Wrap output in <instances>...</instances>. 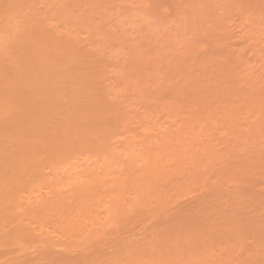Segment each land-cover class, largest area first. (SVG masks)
Returning <instances> with one entry per match:
<instances>
[{
  "label": "rangeland",
  "instance_id": "374dc122",
  "mask_svg": "<svg viewBox=\"0 0 264 264\" xmlns=\"http://www.w3.org/2000/svg\"><path fill=\"white\" fill-rule=\"evenodd\" d=\"M44 0H42V3H39V5H41L42 6V8H41V6H39L38 5V9H39V11L41 10L42 12H44V8H45V4L46 3H44L43 2ZM53 0H46V2L48 3L47 5H48V10L49 11H47V9L45 10V12L47 11V12H50V8H51V10L52 9H54V7H56V5H60V4H67L68 6H69V8H68V6H66V8L67 9H69V10H67V12L69 11L71 14H69L70 16H71V18L73 19V18H75V21H76V19H77V22H74L73 21V23H77V25H78V23L79 22H81V21H78V18H79V20H82V19H86L87 20V18H88V20L90 19V22L91 21H93V23L95 24V27H97V29L99 30H96V28H94L91 24H90V26H91V30L95 33H97V32H105L104 34H107L106 36L103 34V36H105V39L102 37V34H100L101 35V37L102 38H100V36L98 37L99 39H95L94 38V40H96V42H94V44L95 45H97L96 43L98 42V40H100V39H104L103 40V42H104V45L106 46L107 44H108V42H109V44H108V46H109V48H108V46H106L107 48L106 49H108V50H106V49H104V50H102V51H104L103 53L104 54H102V52L99 50L100 48L101 49H103V48H105V46H103V48L101 47L102 46V44H100V41H99V46L97 45V47L95 46L94 47V49L95 48H98V47H100V48H98L97 50H99L100 51V53L102 54V57H103V59H104V57H107L108 55H110L109 54V52H113V51H115L114 53H116L117 51L116 50H118V49H120L117 53H116V55L113 53V54H111V55H113L114 57H112V56H109L110 58H108V62H107V59L105 60V71L107 70V72L106 73H108V75H107V77H109L110 75L112 76V80L114 79V78H116V75L117 76H119V77H122V78H125V77H127L128 75H132V76H135L136 78H138L139 80L140 79H147V77L148 78H150L149 80H150V85L149 86H151L152 84H154V87H156V88H153L152 89V87H149V88H151V89H147V88H145V90L143 89V88H141V89H143V92L144 91H146V93H148V95L150 96V95H152V96H150V99L149 100H151V101H148L149 103H145V104H143V103H141L142 102V99L140 98V97H138L137 96V94H136V92H135V94L134 93H132V92H134V91H132V90H130L129 88H128V90H129V93L127 94V92L126 93H124V92H121V93H119L118 91V93L121 95L122 93H124V95H122V96H124L125 97V99H124V97H123V99L125 100V101H130L131 100V102H132V105L130 104L131 102H129V103H127V104H129V105H131V107H134L133 108V110L135 111V115L133 114L134 113V111H132V110H129L130 108L128 107V112L126 111V109H127V106H129V105H127L126 106V103H124L123 102V100L119 97V99H121L122 100V102L124 103L123 105L125 106V108L126 109H124L125 111H126V113L128 114H126L125 115V119H124V123H126V121H128L126 124H125V126H122L121 125V127H123L122 129H124V130H121V128H120V126H118L119 128H120V132L118 133H116V135L117 134H119L118 136H116L117 138H119V139H117L114 135V137L112 136V138L113 139H117V140H114V142H111V144L113 145V148L112 149H115V150H117V152L120 150H123L124 151V153H122L123 151H121V153L122 154H120V157L118 156V158L119 159H117V162H118V160H119V163H118V165H116L115 166V168L112 166V168H114V169H112V170H108V172H106V170H105V168H104V165H103V167L101 166V164H100V166H101V168H99L97 165H99L98 163H97V169H95L96 168V166L94 165V167L93 166H91L92 167V170H90L89 171V169L91 168L90 167V165H93V164H95L94 163V161L92 160V164H90V165H88V167H89V169L87 168V164L85 165V163H84V165H82V166H86V168L84 167V168H80V167H82V166H80L79 167V165L78 166H76V168H70L71 167V165L69 166V165H67L66 166V170H67V172L66 173H69V171H68V169H67V167L68 168H70V169H72V170H70V174L71 175H73V176H75V180H74V182H73V184H71V182H70V186H67L66 184L68 183V181H70V179L69 180H67V178H71V177H73V176H68V174H67V178H62L63 176L65 177V175H66V173H65V171H64V169H63V173H65V174H63V175H61V173H60V171L61 170H59V171H57V168H56V170H54L53 168L52 169H49V168H45V171H43L44 172V174L46 175V176H43V180H41V182H42V186H39V185H41V182H39L38 184H37V182L36 183H34L33 185H34V188L33 187H31L32 189L30 190L31 191V194H29V195H32L33 196V198H32V201H30V204H31V202L33 203V202H35V203H37V205L35 204V203H33L32 205H30V208H27V207H29L28 206V204L29 203H27L28 202V198L30 197V199H31V197L32 196H29L28 197V194L26 193L25 195H26V197H28V198H25L24 200L26 201V202H23V203H21L20 204V206H21V208H22V210H23V208H25L23 211L24 212H26L27 211V213L25 214L24 212H20V209L18 208V211L20 212V213H23V214H25L26 216H27V218L30 216V215H32L31 217L33 218V216L36 218V216L38 215V217H40V218H42L43 220H44V222H42V220H41V227H42V225H43V227H42V230L45 232V230L47 231L46 232V234L42 231L41 233V235L42 236H40L39 234H40V232H38L37 233V231H36V229H37V226H39L40 225V223H37V224H39V225H36L35 223L38 221H40V220H38L37 218L35 219V218H33L34 220L32 221L31 220V222H35V223H33V225H34V227L32 226V223L31 222H24V223H26L24 226H27L28 224V229H29V231L31 230V228L34 230L33 231V233H36V234H34V235H36L38 238H40V239H38L36 236H34V239L32 238V240H33V242H35V245H31V247H36L37 245H38V243H41L40 242V240H42V242H44V244L42 245V243L41 244H39V246L42 248L41 250H43L45 247L44 246H46V249L48 248L49 250H50V248H51V253H52V251L53 252H55V253H53V254H51L50 252H48V250H47V252H46V254L48 255V257H49V255L51 256V255H54L55 256V254H56V250H58L59 252L58 253H60V251L61 250H63L61 247H63V246H65V247H63V248H71V250H70V248L68 249L69 250V252H65V253H63L64 251H65V249H64V251H62L61 253L62 254H60V255H56V257L58 256H60V258L63 256V254H64V256L61 258V260L60 261H58L59 260V258L57 259L56 257V260H55V258H54V256H52V257H50L49 259H48V257H42L43 255H39V257H38V255L36 254V253H32V252H29V251H33V249H28V245H26V247H23V250H21L22 252L23 251H26V249H27V251H28V253L27 252H23V253H25V255H26V253H27V255L25 256L24 254H22V256H20L21 255V251H20V247L19 246H16V245H14V246H16V248H18L19 247V252H18V250L15 248V250L17 251L16 253L14 252V250L13 249H10V248H14V246H12V247H10V246H8V247H6L7 248V251L6 252H9L8 250H11L10 252H11V254H13L14 256H15V254H16V256H17V254H18V258L20 257V259H18L16 256V259H18V260H20V262H21V260H23L24 259V257H23V255L25 256V259L23 260V262H21V263H23V264H25V263H27V264H29L28 262H31V259H32V257H29V255L28 254H30L31 253V255H33V254H35V255H37V257L35 258V255H33L34 257H33V261L32 262H34V260L35 259H37L36 261L37 262H39L38 261V259L40 260V258L42 257V258H45V259H41V260H43V261H40L41 263L42 262H44L43 264H144V263H147V264H167L168 262H169V264H196V260L194 261V259H198L199 260V264H256V262L257 261H254V260H257L258 258L259 259H261V258H263V257H261V256H258V254L257 253H259V255L261 254V253H263L264 251V245L262 246V248L263 249H260L261 247V245L262 244H260L261 242H259V244H258V241H261V238L259 239V237H261V234L259 235V233H258V235L259 236H257L258 237V239L255 237V241H257V245H260V246H258L259 247V249H258V251L256 250V249H254L255 250V252H253L254 250H252L250 247H249V244H248V241H250L251 242V239H253V237L255 236V234H257V233H255L254 234V236L253 237H249V235H250V233L249 232H251V231H256L255 229H257V225L259 224V223H261V221L258 223V222H254L255 220L254 219H257L259 216H261V215H259L258 216V214H262L263 216H261L262 218L264 217V173L263 172H261V170L264 168V163H263V161L261 160L260 161V159H261V157H262V154L264 155V132L262 131L260 134H259V131L260 130H263L264 129V125H263V121H264V119H262L263 121H261V118L264 116H262L261 118H260V116L259 117H256V119H258V118H260V119H258V121H260V122H258L259 124L261 123L262 125H260L259 126V124L257 125V124H255V122L257 121L256 119H251V116L253 117V115H254V112H253V115H252V113L250 114V108H252L253 106H251L249 103H251V101L248 103V105L250 106V108L248 109V108H246L245 107V111H247V109L249 110V114H248V117H246V115L245 114H243V117H244V115H245V117L244 118H235V119H233V116L232 115H235L234 113L233 114H229V118L227 117V114H225L226 116L225 117H227L226 119H227V121H230V124H232V122L235 120V122H233V123H235V125H236V122H237V125L235 126V125H230L227 121H224V122H227L225 125H224V123L223 122H218L217 123V121H220V120H218V119H220L221 117H220V114H221V116H222V120H223V113H224V111H223V109H225V110H227V109H229V107H227V109H226V107L224 108L223 106H224V103L223 104H221L222 103V100L220 101V103L219 104H221V105H219L218 104V102L217 101H219L218 99H219V97H220V93L222 94V91H219L220 89L219 88H217V87H215L214 85H212V83H216L215 81V78L218 80V78L217 77H219L220 79H222L223 78V76L222 75H220V74H223L224 73V76L226 75V73H227V75L226 76H229V78L231 79V77L234 79V81L236 82V83H238V81H240L239 82V88H235V87H238V86H236V85H234V84H236V83H234V81L232 82V83H234L233 85L235 86V87H232L233 85H231L232 83H230V88L232 87L233 88V91L235 90V92H237V91H239L240 89L241 90H243L244 88V91L242 92V93H246L248 90H250L251 91V89L249 88L250 86H249V83H248V85H246L247 84V82L249 81V77H246V74L249 76V75H251V79L250 80H252V81H255L254 79H257L258 81H263L264 82V46H262L263 44H264V25H263V21H264V16H263V19H261V17L260 16H257V18L256 17H254V18H256V19H258L259 20V22L257 23V20L256 19H254L253 17H250L249 16V18H251V20L248 18V21L247 22H244V20H245V17L244 16H246V19H247V17H248V15H250L251 13H252V11L255 9L254 8V6H256V5H258V3H260V0H242V1H240V0H231L230 2L228 1V0H130V2L128 1V0H101V1H99V0H93V1H90V0H75V3H74V1L72 0H68L67 2L66 1H62V0H54V2L53 3H51ZM59 1V3H56V2H58ZM61 1H62V3H61ZM95 1V2H94ZM99 1V2H98ZM103 1V2H102ZM233 1H235L236 3H238V1L240 2L239 4H237L236 5V3H235V5H234V3H233ZM65 2V3H64ZM91 2H93V3H95V5H93V7H92V5H91ZM145 2H148L146 5H148L149 7H147L146 8V11H149L148 13L150 14V18H148V19H150V20H145V22H143V21H141V20H143V19H141L140 20V18L139 19H137V20H134V18H133V20L132 19H128L127 18V16H125V14L126 15H128V11L127 10H131V12L132 13H135L134 15L130 12L129 14L132 16H135V15H137V14H139V12L142 10V9H140L141 7L143 8L145 5H143ZM246 3L245 5H244V3ZM249 2V3H248ZM44 3V4H43ZM54 3H55V5H54ZM76 4V5H72V4ZM80 3V6L79 5H77V4H79ZM166 3V4H165ZM225 3H227V4H225ZM243 3V4H242ZM262 3H264L263 2V0H262V2H261V4ZM51 4L52 5H54V7H52L51 6ZM70 4V5H69ZM97 4H98V7H97ZM102 4V5H101ZM163 4V5H162ZM174 4V5H173ZM242 4V5H241ZM43 5H45V6H43ZM99 5H101V7L99 6ZM104 5H106V7L105 8H103L104 7ZM166 6V7H164V8H167L169 5V7H171L172 5L174 6V9L175 10H173V9H171V11H170V8L168 7V10L171 12H168V10L166 9L165 11H164V8L162 7V6ZM206 5H207V7H206ZM239 5V7H236V6H238ZM246 5H247V8H248V6L250 7L251 5V7H252V11L250 12V9L248 10L249 12H250V14H249V12L248 11H244V8H243V6H245V9H246ZM254 5V6H253ZM264 5V4H263ZM50 6V7H49ZM63 5H61V7H62ZM74 6H76V7H74ZM96 8H95V7ZM210 6V7H209ZM235 6V7H234ZM240 6H242V9L240 8ZM58 7V6H57ZM56 7V8H57ZM60 7V6H59ZM71 7V8H70ZM80 7V8H79ZM81 7H83V8H81ZM89 7H91V8H89ZM146 7V6H145ZM160 7H162L161 9V12H159L160 10H159V8ZM261 7V8H260ZM260 7H258L260 10H261V12H263V9H262V5H260ZM64 8V11L66 12V8L65 7H63ZM72 8H75V9H78L77 11H79V14L77 15V11L76 10H74L73 9V16H72V12L70 11V10H72ZM100 8V9H99ZM171 8H173V7H171ZM232 8V9H231ZM237 8H240L241 10H240V12L239 11H236L235 9H237ZM258 8H256V10L255 11H257L258 10ZM81 9V10H80ZM82 9H84V10H82ZM90 9L94 12V14H93V12L91 13V11H90ZM96 9V10H95ZM143 10H145V9H143ZM237 10H239V9H237ZM74 11H76V15H77V17L78 18H76V15L74 14ZM81 11V12H80ZM83 11V12H82ZM97 11V12H96ZM127 11V13H125V12ZM167 11V12H166ZM245 12V13H247L248 15H246L245 13V15L243 14L242 16H241V14H242V12ZM44 12V14H46ZM68 12V13H69ZM145 12V11H144ZM143 12V14H145ZM164 12H166V14L167 15H165V13ZM173 12L175 13L174 15H173ZM258 13L257 14H260V12H259V10L257 11ZM80 13H82V15L83 16H81V14ZM122 13H124V15L122 14ZM147 13V12H146ZM164 13V14H163ZM241 13V14H240ZM254 13V12H253ZM256 13V12H255ZM50 14H51V12H50ZM64 14V13H63ZM122 14V15H121ZM142 13H140V15H141ZM148 14V15H149ZM169 14H172L171 16H169ZM262 14V13H261ZM264 14V13H263ZM65 15V17L66 18H69V20H70V22L72 21V19L70 18V16L68 17L66 14H64ZM63 15V16H64ZM85 15V16H84ZM140 15H138V16H140ZM146 15V14H145ZM147 15V16H148ZM251 15H253V14H251ZM63 16H61V17H63ZM75 16V17H74ZM81 18H80V17ZM120 16H123V17H121L120 18ZM124 16H125V18H127V19H125L124 18ZM138 16L136 17V18H138ZM241 16V17H240ZM254 16V15H253ZM87 17V18H86ZM94 17H96V19L94 18ZM260 17V18H259ZM66 18H65V21H66V23H67V21H68V23H70L69 22V20H66ZM93 18V19H92ZM121 20H120V19ZM123 18V19H122ZM129 18H131L130 16H129ZM242 18V19H241ZM59 19V18H58ZM244 19V20H243ZM253 19V20H252ZM260 19H261V21H260ZM243 22H242V21ZM256 22H255V21ZM62 22H63V19L61 20ZM83 21H85V20H82V22ZM213 21H215V22H213ZM220 21V22H219ZM81 22V23H82ZM86 22V21H85ZM87 22H89V21H87ZM89 22V23H90ZM221 22H223V23H225V25L224 24H222ZM253 22L255 23V24H257V25H259V26H257V25H255L257 28H255V26H253ZM88 23V24H89ZM216 25L215 27H214V24ZM218 23H220V25L218 24ZM262 23V24H261ZM71 24V23H70ZM69 24V25H70ZM87 24V25H88ZM261 24V25H260ZM82 25H84V23H82ZM81 25V26H82ZM212 25V26H211ZM219 25V26H218ZM224 25V26H223ZM71 26H74V24L72 25L71 24ZM79 26V25H78ZM77 26V27H78ZM80 26V27H81ZM76 27V28H77ZM210 27H213V28H210ZM221 27V28H220ZM222 27H224V28H222ZM73 28H75V26L73 27ZM79 28V27H78ZM77 28V29H78ZM87 28H89V30H90V27H87ZM92 28H94V29H92ZM184 28V29H183ZM215 28V30H214V33L215 32H217L216 34H214L213 33V29ZM217 28V29H216ZM72 29V28H71ZM80 29V28H79ZM78 29V30H79ZM211 29H212V31H211ZM220 29V30H219ZM72 30H76V29H72ZM90 30V31H91ZM102 30V31H101ZM225 30V31H224ZM209 31H211L213 34H214V36L212 35V34H209V38L210 39H212L211 37L213 36L214 38L216 37V41H217V43L216 42H214L215 44H216V46L218 45H220L221 44V39H222V37H219L220 35H222L223 34V41H222V43H223V45H222V47H221V45H220V47L219 48H221L224 52H223V54L221 53L222 51L221 50H219L218 49V47H217V51H219L218 52V54H219V57H220V59H219V57H218V54L217 55H214V54H211V53H213L212 52V50L211 49H208V46L210 45L209 43H212L213 44V42H210V41H214V40H210V39H208V40H205V42H209L208 44L209 45H207V43H202V41H204V39L205 38H208V32ZM222 31H223V33H222ZM252 32V33H254L255 34V36L252 34V36H251V33L250 34H246L245 32ZM93 32H89V33H87L86 35H84V34H82V36H85V37H83V38H85L84 40H82V41H88V40H86V37L88 36V38L87 39H90V42L88 43V42H85V44L84 45H86V44H88L89 46H91V44H93V42H91V40H92V38L93 37H91V35H93L94 33ZM189 32H191V33H189ZM210 32V33H211ZM218 32H220V33H218ZM91 33H93V34H91ZM95 33V34H96ZM182 33V34H181ZM225 33V34H224ZM219 34V39L217 38V35ZM246 34V35H245ZM97 35H99V34H97ZM97 35L96 36H94V37H97ZM210 35H212V36H210ZM185 36V37H184ZM197 36H200L201 37V42H200V39L197 37ZM90 37V38H89ZM181 37V38H180ZM193 37V39H195V41L192 39V41H194V43L191 41V38ZM195 37H197V39L195 38ZM213 38V39H214ZM181 39V40H180ZM187 39V40H186ZM199 39V40H198ZM220 40V43L218 42V40ZM196 40H198V41H196ZM210 40V41H209ZM106 41V42H105ZM112 41V42H111ZM183 41H186L185 43L183 42ZM189 41V43H187ZM192 42V45L194 46L193 48H192V46L190 45V43ZM197 42V43H196ZM91 43V44H90ZM102 43V42H101ZM184 43V44H183ZM200 43H202L201 45H200ZM261 43H262V45H261ZM185 44H188L189 46H191V48H192V50H191V48L188 50V45H185ZM198 44V45H197ZM211 44V45H212ZM215 44H213L212 46H209V48H212V49H214L213 48V46H215ZM87 45V46H88ZM101 45V46H100ZM112 45H113V47H112ZM204 46V47H200V46ZM206 45V46H205ZM118 46V47H117ZM119 46H120V48H119ZM199 47V48H195V47ZM93 47V46H92ZM110 47H111V50H110ZM115 47L116 48H118V49H115ZM90 49H91V47H89ZM113 48V49H112ZM183 48V49H182ZM184 48H185V50H184ZM202 48V49H201ZM206 48H207V52L209 53V54H206L207 52H205V54L203 53L205 50H206ZM187 49V50H186ZM194 49L196 50V49H198L199 50V52L197 53V51L198 50H196V51H194ZM226 49H227V51H235V53H233L232 51V58H230V54H229V52H227L228 53V55H229V57H228V55L226 54ZM96 50V49H95ZM95 50H93V48H92V52L93 51H95ZM97 50L95 51V54H97L98 52H97ZM106 50V51H105ZM110 50V51H109ZM184 50V51H183ZM202 50H203V52H202ZM211 52H210V51ZM238 50H239V52H238ZM179 51V52H178ZM187 51V53H185ZM200 51H201V53H203V55H206L205 57H201V56H203L202 54H200ZM213 51H215V50H213ZM217 51H215L214 53H216ZM107 52H108V54H107ZM184 52V53H183ZM190 52H192V53H190ZM193 52H194V54H193ZM196 52V53H195ZM94 53V52H93ZM177 53V54H176ZM188 53H190L191 55H192V58L193 59H191V55L189 54V56L188 55H186V54H188ZM238 53V54H237ZM105 54H107L106 56H104ZM196 54H197V56H196ZM198 54H200V56L198 57ZM224 54H225V57L226 58H222V57H224ZM241 55V57L240 56H238V55ZM209 55V56H208ZM212 55H213V57H212ZM222 55V56H221ZM227 55V56H226ZM236 55V56H235ZM194 56V57H193ZM207 56H208V58H210V60H208V58H207ZM214 56H216L215 58H218V59H216V61H220V60H222L223 59V61L221 62L220 61V63L223 65V63L225 64V62H226V59H231L232 61H233V59H235L234 61H236L235 63H234V66H232V62L231 63H229V60H227V62L232 66V70H234L235 69V71H232L231 69L229 70V67L227 68L228 70V72L226 71V66L225 65H221L224 69H225V71L226 72H224L223 71V68H221V66L219 67V68H221V69H219V70H221V71H223V72H221L220 73V71H219V73H218V69H217V65H219L220 63H213V61L215 60H212L213 58H214ZM233 56L235 57V58H233ZM238 56V57H237ZM122 57H126V59H124V60H122L123 58ZM189 57H190V59H189ZM195 57H197V58H199L198 60L195 58ZM236 57L238 58V59H236ZM118 58V61H117V66L119 67V66H121V67H117L115 64H116V59ZM120 58H122L121 60H122V62L120 61V64L122 63L123 64V67H122V65H120L118 62H119V59ZM194 58L196 59V61L198 62V61H200V62H193L192 60H194ZM203 58V60H205L206 62H204L203 60H200V59H202ZM242 59V64H244L245 66V68H246V70H247V72H246V70H245V72L243 73V75L242 76H237V74H235L236 72L237 73H240L241 72V66L240 65H238V64H240V60ZM111 59V60H110ZM113 59V60H112ZM208 61H207V60ZM240 59V60H239ZM224 60H225V62H224ZM239 62H238V61ZM110 61H111V63H110ZM113 61L115 62V64L113 63ZM203 61V62H202ZM218 61V62H219ZM233 61V62H234ZM140 62V63H139ZM143 64H142V63ZM212 62V63H211ZM215 62V61H214ZM139 63V64H138ZM145 63V64H144ZM196 63V64H195ZM202 63V64H201ZM204 63H206L205 65H203ZM112 64H114L115 66H116V69H115V67L112 65ZM208 64V65H207ZM209 64H212V65H214V66H212V65H209ZM228 64V65H229ZM241 64V65H242ZM198 65V66H197ZM200 65L202 66V67H200ZM216 65V66H215ZM239 66H240V68H239ZM249 66V67H248ZM233 67H235L234 69H233ZM237 67V68H236ZM244 67H243V69H244ZM252 68V69H249V68ZM212 68H215V69H213L214 71L216 70V72L215 73H213L212 72ZM248 68V69H247ZM237 69H239V71L240 72H238V70ZM252 70V71H251ZM116 71H118V72H116ZM244 71V70H243ZM242 71V72H243ZM231 72H233V73H231ZM242 72H241V74H242ZM251 72L253 73V74H251ZM210 74V75H209ZM215 74H216V76H215ZM218 74H219V76H218ZM231 74H234L233 76H231ZM240 74V75H241ZM209 75V76H208ZM212 75H214L213 77H212ZM245 75V76H244ZM110 76V77H111ZM186 76V77H185ZM190 76H191V78L192 77H194L195 79H196V81H194L195 79H190ZM196 76V77H195ZM208 76V77H207ZM211 76V77H210ZM205 77V78H204ZM238 77H239V80H238ZM242 77H244L245 78V83L243 82L242 83V81H244V78H242ZM256 77V78H255ZM197 78L200 80H197ZM210 78V79H209ZM253 78V79H252ZM191 80V81H189L190 83L192 82H194V84H189V82H188V84L190 85H188V86H186L187 85V80ZM202 79V80H201ZM205 79H207V80H205ZM212 79H214L213 81H211ZM219 79V81L218 82H220L221 80ZM229 79V80H230ZM243 79V80H242ZM246 79H248V81L246 80ZM183 80H184V83H183ZM186 80V81H185ZM228 80V79H227ZM228 80V81H229ZM202 81H204V83H201L200 84V82H202ZM225 81H226V79H225ZM247 81V82H246ZM252 81H251V84H252ZM205 82H206V84H205ZM250 82V81H249ZM256 82V81H255ZM263 82H260V83H258L260 86H255L257 89L256 90H259V91H263V85H264V83ZM186 83V84H185ZM195 83H196V85H195ZM207 83H208V85H207ZM199 84V85H198ZM250 84V85H251ZM255 84H257V83H254V85ZM263 84V85H262ZM194 85V87H192ZM201 85V87H199ZM205 85H207L206 87H204ZM211 85L213 86V88L211 87ZM238 85V84H237ZM253 85V84H252ZM251 85V86H252ZM179 86V87H178ZM185 86V87H184ZM209 86H210V88H211V92H205L206 93V95H205V93L203 94V91H200V88H201V90H202V88L204 89H210L209 88ZM242 86V87H241ZM248 86V87H247ZM111 86H109L108 88H110ZM113 87V86H112ZM159 87H161V88H159ZM185 88V90L183 89V88ZM187 87V88H186ZM192 87V88H191ZM241 87V88H240ZM253 87V86H252ZM251 87V88H252ZM254 87V88H255ZM117 88V90H119V91H122V90H124V89H122V90H120L119 89V87H116ZM175 88V89H174ZM189 88H191V89H193V90H191V89H189ZM216 88H217V91H218V93H217V91L215 92V90H216ZM235 88V89H234ZM248 88V90L246 91V89ZM111 89V88H110ZM115 89V88H114ZM154 89H156V90H154ZM188 89H189V91L190 92H192V93H189V91H188ZM199 90V92H202V95H199V94H201V93H199L198 91V93L199 94H196V95H193V93H195L194 91H196V90ZM207 89V90H208ZM148 90H153L154 92L151 94V92L152 91H148ZM158 90V91H157ZM162 91L161 92V94H158V93H160L159 91ZM165 90V91H164ZM183 90H184V92L186 91H188V94H184V92H183ZM212 90H213V92H212ZM237 90V91H236ZM241 90L238 92V93H241ZM255 90V89H254ZM254 90H252L251 91V95H252V92H254ZM111 91V93H110V95L112 94V91H114L113 90V88H112V90H109L108 92H110ZM125 91H127L126 90V88H125ZM132 91V92H131ZM155 91H157L156 93H155ZM170 91H172V93L170 92ZM174 91V92H173ZM178 91L180 92V93H178ZM209 91V90H208ZM232 91V92H233ZM258 91V92H259ZM115 92L116 91H114V97L111 95V98L113 97V98H116V96H117V94L115 95ZM234 92V93H235ZM256 92V91H255ZM131 93V94H130ZM155 93V94H154ZM207 93H208V95H207ZM217 93V94H216ZM247 93H249V91L247 92ZM246 93V94H247ZM262 93V92H261ZM264 93V92H263ZM133 94V95H132ZM158 94V96H157V99L158 98H161L160 100H156V97H154V95L156 96ZM170 94V95H169ZM173 94V95H172ZM179 95V97L177 96H174V95ZM215 94H216V96H215ZM232 94V93H231ZM259 94V93H258ZM127 95H129V96H127L128 98H126V96ZM185 95V96H184ZM187 95V96H186ZM204 95V96H203ZM212 95H213V101H211L210 103H208L207 102V100L206 101H204V99H208V101H210L211 99H212ZM236 95V94H235ZM253 95H255L254 93H253ZM262 96V94H259V96ZM121 96V97H122ZM169 96V97H168ZM181 96H183V97H181ZM191 96H197L196 97V99L199 101H197L196 99H194V97H192L193 98V101H195V103L193 104V102L191 103V101H192V99H191ZM199 96V97H198ZM200 96H201V98H203V99H201L200 98ZM208 96H211L210 97V99H209V97L207 98ZM215 96V97H214ZM222 96V95H221ZM239 96V95H238ZM243 96H245V94L243 95ZM258 96V97H259ZM136 97V98H135ZM154 97V98H153ZM171 97V98H170ZM204 97H206V98H204ZM242 97V96H241ZM247 97H249V96H247ZM251 97V96H250ZM249 97V99L247 98V99H245L244 97H242L241 99H243V103H244V100L245 101H249L250 99H252V101L253 100H255V99H253V98H258V97H251L250 98ZM130 98V99H129ZM151 98H153V100L151 99ZM168 98V99H167ZM173 98V99H172ZM177 98V99H176ZM189 99V100H187V99ZM198 98H200V99H198ZM214 98H215V100H214ZM216 98H218L217 100H216ZM220 98H222V97H220ZM239 99V101H240V97H235V99H233V97H232V99H233V101L235 100V103L236 102H239L237 99ZM264 98V97H263ZM118 99V98H117ZM128 99V100H127ZM139 99H141V102H140V100ZM175 99V100H174ZM185 99H186V101H185ZM223 99V98H222ZM262 99V98H261ZM112 100V99H111ZM114 100V99H113ZM121 100H118V102L119 101H121ZM139 100V101H138ZM168 100H170V102H171V100H172V102L174 103L176 100H178V101H176L174 104V106H178L177 108H178V111L179 112H181V111H185V110H187L188 108H190V109H188L189 110V112H192V111H194V112H199V114L197 115L196 113H194V112H192V113H194V114H192V113H189L188 112V110L187 111H185V112H181V113H186V114H184L183 116L184 117H186V119L183 117V118H181L182 116H180V114L179 113H177V115L179 114V117H176L175 116V114L174 113H176V111H174L173 112V114H174V116H172V114H168V110L169 109H173V107L174 106H170V105H168L167 106V108H165L164 106H166V102H168ZM201 100V101H200ZM258 100V99H257ZM260 100V99H259ZM264 100V99H263ZM263 100H260V101H263ZM114 101H116V99L114 100ZM156 101H159V103L161 104V106L160 105H158L159 103L158 102H156ZM190 101V102H189ZM203 101V102H202ZM144 102V101H143ZM171 102V105L173 104ZM189 102V103H188ZM241 102V101H240ZM254 102V101H253ZM121 103V102H120ZM200 103V107L198 106V104ZM206 105H205V104ZM213 103V104H212ZM217 103V104H216ZM247 103V102H246ZM255 103V102H254ZM168 104H170V103H168ZM201 104H202V106H201ZM214 104H216L215 106H214ZM238 104V103H237ZM236 104V105H237ZM240 104V103H239ZM252 104V103H251ZM260 104V103H259ZM123 105H122V107H123ZM198 106V108H197V106ZM211 105H213V106H211ZM218 105V106H217ZM244 105V104H243ZM243 105H242V108H244L243 107ZM255 105V104H254ZM164 108H163V107ZM170 106V107H169ZM207 106V107H206ZM210 106V107H209ZM261 106H263V108H264V105H262V103H261ZM195 107V108H194ZM208 109V111H207V109ZM219 107H220V109L223 107V109H221L223 112H221L220 113V111L221 110H219ZM177 108H175V110L177 109ZM193 108V109H192ZM200 108V109H199ZM218 108V110H219V112H218V110H216ZM239 108V107H238ZM238 108H236L237 110V112H239L240 111V113H237V114H240L241 115V111H242V109L241 110H239L238 111ZM253 108H255V110L257 111L258 109H256V108H260L259 106L257 107H253ZM262 108V107H261ZM132 109V108H131ZM180 109V110H179ZM196 111H195V110ZM199 109V110H198ZM205 112V114L204 113H201V112H203L202 110ZM234 109V108H233ZM171 110H169L170 112H171ZM206 110V111H205ZM213 110H216V112H215V114L217 113L218 115H216V117H217V121H216V119H215V122H214V126L212 125V122L214 121V120H212V118H211V116L212 117H214L215 118V114H214V116H213V114L211 115V111H213ZM264 110V109H263ZM124 111V112H125ZM130 111V112H129ZM177 111V112H178ZM209 111H210V113H209ZM132 112V113H131ZM136 112H138L137 114H136ZM214 112V111H213ZM233 112H234V110H233ZM252 112V111H251ZM261 112H262V114H264L263 113V111L261 110ZM130 113V114H129ZM141 113V114H140ZM142 113H144V115L142 114ZM188 113V114H187ZM207 113H209L211 116H209ZM226 113V112H225ZM247 113V112H246ZM145 114H146V116H145ZM202 114L204 115V116H202ZM256 114V113H255ZM258 114V113H257ZM256 114V115H257ZM260 112H259V114L258 115H262ZM132 116V118H129L128 116ZM133 115L136 117H133ZM138 116V118H137V116ZM169 115V116H168ZM195 115H197V116H195ZM207 115V116H206ZM232 116V122H231V116ZM200 116H202L201 118H200ZM250 116V117H249ZM127 117H128V119H127ZM175 117H176V119H175ZM192 117H193V119H192ZM199 117V118H198ZM206 119H205V118ZM235 117H237V115L235 116ZM238 117H239V115H238ZM241 117H242V115H241ZM255 117V116H254ZM141 118H142V121L143 122H141ZM187 118H188V120H187ZM195 118V119H194ZM208 118V119H207ZM245 118H248V120H245ZM127 119V120H126ZM140 119V120H139ZM145 121H144V120ZM183 119H185V120H187V121H185V120H183ZM189 119H191V120H189ZM198 119V120H197ZM200 119H202L201 121H200ZM204 119H205V121H204ZM211 119V120H210ZM225 118H224V120H226ZM126 120V121H125ZM179 120V121H178ZM206 120H208L210 123H209V125H208V123H206ZM221 120V121H222ZM238 120L240 121V122H242L241 123V126H242V130L240 129V124H238ZM255 120V121H254ZM146 121L148 122V123H146ZM170 121L172 122V124L170 123ZM182 121H184L183 123H182ZM188 121H189V123H188ZM195 121V122H194ZM202 123V124H204V123H206V125L204 124V125H202L201 124V127L200 126H198L197 124H200V122ZM197 122V123H196ZM199 122V123H198ZM148 125H146V124ZM178 123H180V125L178 124ZM186 123V124H185ZM120 124V123H119ZM144 124V125H143ZM160 124L162 125L161 127H160ZM172 126H171V125ZM229 124V125H228ZM126 125H127V129H126ZM181 127V126H183V129H182V127H181V129L182 130H180L179 128V126ZM207 125H208V127H207ZM210 125H212L213 127H211ZM257 125V126H256ZM129 126V127H128ZM143 126H145V127H147V128H143ZM151 126V127H150ZM159 126V127H158ZM178 126V127H177ZM189 126H192V128L194 127V126H198V127H200V128H197V127H195V128H191V127H189ZM216 126V127H215ZM227 126H229L228 128H229V130H231L230 128H232V130H233V133L235 132V131H237V130H235L234 131V128L233 127H231V126H234V127H237V126H239L238 128L241 130V131H243L244 132V134H242V133H240L241 131L240 130H238L237 132H239L238 133V135H236V138H235V136H233L234 134L232 133V130H231V133L233 134H230L229 132L230 131H227ZM252 126V127H251ZM253 126H254V128L255 127H258L259 126V128H260V130H259V128H258V130H256L255 131V133H254V131H252V133H250V128H251V130H253ZM263 127V129H262V127ZM163 127V128H162ZM167 127V128H166ZM177 127V128H176ZM204 127V128H203ZM206 127H207V129H206ZM216 128V130L217 131H215V128ZM224 127H226V128H224ZM160 129V130H162L163 132H159L158 131V129ZM176 128V129H175ZM188 128H189V130H188ZM212 128H213V131H215V132H212L211 130H212ZM126 129V130H125ZM139 129H141V131H143L144 133H145V138H146V136H149L148 137V139L150 138V140H147V139H145L144 140V138L142 137V135H144V134H142V133H140L141 131L139 130ZM147 129L148 131H150V132H148V133H146L147 132V130H146V132H145V130ZM152 129V130H151ZM174 131H173V130ZM179 129V130H178ZM187 129V130H186ZM194 129H197V131H198V129H200L199 131H200V134L199 135H197L198 133H199V131H198V133H197V131H196V134L194 135V132H195V130ZM201 129H204V132H206V130H208V129H210L209 131H207V132H212V135H211V133L209 134H207L208 136V138L207 139H209V140H205L204 138H205V136H206V134H205V136L203 135L204 134V132H203V130H201ZM257 129V128H256ZM166 130V131H165ZM177 130H178V132H177ZM187 132H185V131ZM124 131V132H123ZM128 131V132H127ZM140 131V132H139ZM183 131V132H182ZM192 131H193V133H192ZM258 131V133H256ZM140 134H139V133ZM175 132V133H174ZM203 132V133H202ZM237 132H235V133H237ZM122 133V134H121ZM161 135H160V134ZM165 133V134H164ZM171 133V134H170ZM176 133H178V137H176V135H174L173 136V134H176ZM180 133L182 134V135H180ZM254 133V134H253ZM121 134V135H120ZM136 134V135H135ZM147 134V135H146ZM184 134V135H183ZM185 134H187L186 136H185ZM190 134H192V135H190ZM214 134V135H213ZM126 135H128L127 137H128V142L127 143H129V141H131L132 142V144L131 145H128V144H126V143H124L125 142V140H126ZM138 135H141L140 137L138 136ZM171 136V138L173 137H175L174 139H171L170 138V136ZM211 135V136H210ZM241 135H245V137L244 138H242L243 136H241ZM134 136V137H133ZM138 136V137H137ZM168 136V137H167ZM181 136H182V139H181ZM190 136V137H189ZM193 136V138H191ZM196 136V137H195ZM198 136V137H197ZM124 137V138H123ZM132 137V138H131ZM180 137V138H179ZM186 139H185V138ZM189 137V138H188ZM239 137H241V138H239ZM130 138L132 139V140H130ZM143 138V139H142ZM165 139L166 140V138H167V140H169L170 139V141L168 142V147H166V149L165 148H163L162 146V143L164 142V140L163 139ZM178 138V139H177ZM191 138V140H189ZM211 138V139H210ZM238 138H239V140H238ZM124 139V142L122 141V140ZM162 139V140H161ZM177 140V142H178V140L181 142V143H177V142H174V140ZM241 139V140H240ZM160 140H161V143H160ZM167 140H166V142H167ZM203 140H205V141H203ZM111 141V140H110ZM151 141V142H150ZM173 141V146H172V148L174 147H178V146H182L181 147V150L182 151H186L185 153H180V147H179V149H178V151L179 152H177V154H174L175 152H173V151H177V148H176V150L175 149H173V150H171V148H169V143L170 142H172ZM209 141H211V142H209ZM146 142H148V145H149V142L151 143L150 145H152L151 147H152V152H151V147L149 148L148 147V149H150V151H147L146 149H145V147H143V146H145V144H147ZM166 142L165 143H163L164 144V147H165V144H166ZM209 143V144H207V145H210L209 146V148L207 147V146H204V145H206V144H204V143ZM183 143V144H182ZM186 145H185V144ZM155 144H157V146H158V144H159V146L158 147H156V145ZM111 145V146H112ZM124 145H128L127 146V148H131V149H125L126 147L124 146ZM162 145V146H161ZM171 145V144H170ZM155 146V147H154ZM166 146H167V144H166ZM117 147V148H116ZM125 147V148H124ZM146 147H147V145H146ZM171 147V146H170ZM205 147V148H204ZM157 149V150H155V149ZM161 150V152H160V150ZM185 148V149H184ZM205 150H204V149ZM208 148V149H207ZM163 149H165V151H167V152H164L163 151ZM184 149V150H183ZM128 150H129V152H128ZM168 150L170 151V153L168 152ZM211 151V153L209 152V151ZM114 151V150H113ZM119 151V152H120ZM133 151V152H132ZM146 151V152H145ZM154 151V152H153ZM159 152V154H160V158H161V160L160 159H158V160H160L161 161V166L163 167H161L162 168V170H160L161 168L159 167V169H153V168H155L154 167V165H152V163L150 162V160L148 161L147 159L146 160H143V159H145L146 157V155H144V152H145V154H147V152L150 154V152H151V154H153V153H155V152ZM116 152V153H117ZM119 152L117 153V154H119ZM191 152V153H190ZM259 152H260V154H259ZM115 153V152H114ZM167 153V154H166ZM173 153V154H172ZM193 153V154H192ZM262 153V154H261ZM149 154H147V155H149ZM172 154V155H171ZM259 155V159L257 158V156ZM133 157V159H135L134 161H136L137 159V161H139L140 160V162H135V163H137L136 165H137V167H139L141 164V162L143 161H148V162H150L151 164H150V166H151V168L150 167H148L146 164H149V163H147L146 162V164L145 163H143L142 164V166H144V164H145V166L144 167H146V169L147 170H145V168H143L144 170H143V173L146 171V173H144V177H143V174H138V175H142V177L141 176H137L136 175V173L137 172H139V170L137 171V169H136V167H135V169H136V173H135V169L133 168L135 165H133V164H135L134 163V161H133V159H132V157ZM131 157V158H130ZM145 157V158H144ZM91 158V157H90ZM256 158H257V160H256ZM92 159V158H91ZM90 159V160H91ZM93 159H95V158H93ZM130 159V160H129ZM131 159H132V161H133V163H132V161H131ZM262 159L264 160V156L262 157ZM259 160V161H258ZM89 161V160H88ZM116 161V160H115ZM121 161V162H120ZM129 161H131L130 163H132V165H133V167H132V171L133 172H131V168L129 169ZM159 161V162H160ZM253 161H256V162H253ZM71 162H74L73 160L71 161ZM125 162V163H124ZM128 162V163H127ZM165 162V163H164ZM260 162H262V164H260V166H262L261 168H258V170H257V168L256 169H254L253 167H252V165L255 163V165H253V166H257L258 167V164L257 163H260ZM100 163V162H99ZM140 165H139V164ZM117 164V163H116ZM127 164V165H126ZM75 165H77V164H75ZM74 165V166H75ZM131 164H130V166H132ZM139 165V166H138ZM62 166V165H61ZM127 166V168L130 170L129 172H131V174H135L137 177H138V179L141 177V178H144L145 180H143V179H141V181H140V179H139V181H140V183L141 184H145L146 185V183H147V188L150 186V189H148V190H145V193H147L149 190H150V193H151V195L152 194H154V195H156V196H158L159 197V199H155V197L152 195V196H150V200L148 201H145V202H147L148 204H149V202H150V204L149 205H151L152 206V204L153 203H155L157 200L159 201H161L162 202V200L164 201V203L162 204L161 202H158V203H156L159 207H157V205L156 206H154L153 205V207L156 209V207H157V210H158V208H161V205L159 204V203H161L162 205H164L163 206V208H161V211H159V214H160V212H162L163 214H164V210H166L165 212H167V211H169V213L167 212V215L168 216H171V215H169L170 214V211H172L175 215L176 214H178L177 216H178V218H177V216H176V218L179 220V219H181V215L179 216V214H182V213H184V212H186V214H187V211H189V209L190 208H193L192 206H194V208H193V211H192V209H191V211L193 212V220H192V222L195 220V217H196V219L198 220V218L199 217H201L202 216V218L204 217V215L203 214H200V212L201 211H199V210H201L203 207H199L198 205H197V208L195 207L196 205L195 204H197V203H199L200 202V206H204V205H202L201 204V202H206V200L207 199H209L210 197H212L213 196V201L211 200V202L213 203V205L215 206V208H217L216 206L218 205V208L219 207H221V208H219V209H224V207L223 206H225V204L227 203V206H225L226 207V212H223V213H225V215H224V217L225 218H223V217H219V221L221 222V220H222V223H220V224H218L219 225V227H218V229L216 230L215 228H217L216 226H217V223L219 222L218 220H216V218L218 217V215H216L215 213L217 212L218 213V211H219V209H218V211L216 210V212L214 213L213 212V210H215V208H214V206H210L209 204L211 203L210 201H208L207 200V202H208V204L207 203H205V205H209L208 207L207 206H204V208L205 207H207V209H209V207H213V209H210V211L212 212V214H215V215H212L213 216V218H215L216 216V218L215 219H212V221H211V219H210V221L213 223H210V221L207 219L208 218V211H207V213L205 212V216H206V218H203V219H206L207 220V222H208V226H209V228H210V230H209V228H207L208 226H205V224H207L206 223V220L204 221V220H202V224H204V222H205V224H204V228L206 229H208L209 231H211V229H213V230H215V231H220V227H221V231H223L222 229H224V231L222 232L223 234H224V232H225V230H229V231H231V230H234L233 232H230L231 234L230 235H232V236H230V237H232V239L229 237V234L227 235L226 233H225V237L224 238H222V240L223 241H225L226 242V244L227 245H225L224 244V249H223V243L221 244V242L219 241V240H221V239H217V241L218 242H220L219 244H220V247H219V244L217 245L216 243H214L216 240H215V238L217 237V236H215V238L214 239H212V237H211V241H210V239L208 240V239H206V236H205V233L207 232V229L206 230H201V231H203V232H205L204 233V236L203 235H201V231H197V233H196V231L194 232L193 231V227L194 226H196V228L197 229H200V225H199V228H198V224H199V222H198V224H196L197 223V221H194V224L191 226V224H190V222H189V225L188 224H186V225H188V228L187 229H184V228H186L185 226H184V221L185 222H187V220H189V218L191 217H186V215H185V220H183V221H180V222H182L181 223V225H182V227H184V228H179V227H177V225H178V222H177V224L175 223V221H173L175 224H174V226H176V228L178 229V231L181 229H183V231H176V232H173L175 229L173 228V227H170V226H168L169 227V231H168V229H167V227L166 226H164L165 224H166V222H165V220H163V219H166V218H168L167 216H166V214L162 217V215H159L158 213H156L155 211H157V210H154V212L153 213H156V215L154 214H152V211H153V208L151 207V206H148V204H147V206H148V208H150V212L151 213H148L149 215H147V213H146V211L145 210H143L142 212H141V210L143 209V207H144V209L146 208V206H143V205H145L146 203H143L144 202V200H143V202H140V204L142 203L143 205H141L142 207H140V204H136L135 203V201H134V199H132L134 202L133 203H135L136 205H137V207H136V209L138 210H135L134 209V207L133 208H131L132 209V212L134 211H136V214L135 213H132V212H130V213H127V211L129 212V209H127V211H124L126 208H128L130 205V203L128 204L127 203V201H129L128 199H129V195H127V194H129V192L128 191H130L129 190V186L130 185H134V183L136 182V180H137V178H136V176H133V175H131L129 172H127V173H129L128 175L130 176H132V178H130L129 176L127 177V173H126V169L127 168H125ZM153 167V168H152ZM59 168L60 169H62L60 166H59ZM94 168V169H93ZM141 168V166L138 168V169H140ZM87 169H88V171H89V173H91L90 175L91 176H88L87 175V173H86V171H87ZM150 169V170H149ZM259 169H261V170H259ZM105 170V171H104ZM257 170V171H256ZM128 171V170H127ZM155 171V172H154ZM160 171H162V172H160ZM165 171H166V173H165ZM260 171V172H259ZM264 171V170H263ZM57 172H58V174H57ZM142 172V171H141ZM148 172H150V174L148 173ZM156 172H158V174L159 175H155L154 173H156ZM60 173V174H59ZM166 174V176H165V174ZM43 174V175H44ZM145 174H146V178H145ZM148 174L150 175V177L151 178H149V176H148ZM157 174V173H156ZM161 174H162V176H163V174H164V176L163 177H161ZM59 175H61V177L59 176ZM86 176H88V180H89V182H87V177ZM154 176V177H153ZM156 176V177H155ZM45 177V178H44ZM127 177V178H126ZM133 177H135V178H133ZM152 178H155V181L154 180H152ZM164 178V179H163ZM64 179H65V183L63 182L64 181ZM129 179H132V180H129ZM163 179V180H162ZM63 180V181H62ZM160 180V181H159ZM138 181V180H137ZM159 181V182H158ZM45 182L46 183H48V185L47 184H45ZM67 186V188H66V186H65V188H63V183ZM50 183H51V185H50ZM125 183V184H124ZM52 184H53V186L54 187H52ZM50 185V186H49ZM61 185H62V187H61ZM42 187L41 189H40V191H38V190H36V189H38V188H36V187ZM50 187H52L51 189H49ZM55 187L57 188H60V189H56V191H55ZM82 187H84L83 189H82ZM54 188V189H53ZM86 188V189H85ZM144 188H146L145 186H144ZM146 188V189H147ZM35 189V190H34ZM53 189V190H52ZM82 190V191H79L78 192V190ZM84 189H85V191H84ZM34 190V191H33ZM52 190V191H51ZM60 190V191H59ZM76 190V191H75ZM115 190H116V192H117V194H116V192H115ZM121 190H124L125 192H127V193H125L124 191L121 193L120 191ZM33 191V192H32ZM69 191H70V193H71V195L69 194ZM73 191V192H72ZM84 191V192H83ZM87 191L90 193V195H89V193H87ZM209 191H211V192H209ZM76 192V193H75ZM77 192H78V194L80 193V194H82V192L84 193V194H82L83 195V197L82 198H79V195H78V201H80L81 200V202H76V201H72V200H74V199H72V197L74 196V194H77ZM119 192V193H118ZM44 193V194H43ZM58 193L60 194V195H58ZM120 193H121V195H120ZM123 193H125V194H123ZM208 193V195H210V197L209 196H207L206 194ZM42 194V195H41ZM57 194V195H56ZM68 194V195H67ZM86 194H87V196H86ZM91 194H92V197H91ZM122 194H123V196L125 195V197L126 198H124L123 196H122ZM148 194V193H147ZM147 194L145 195L144 194V196H146L147 197ZM212 194H214V195H212ZM73 195V196H72ZM84 195L87 197V199L88 200H86V198L84 197ZM115 195H117V196H115ZM149 195V194H148ZM212 195V196H211ZM70 196V197H69ZM72 196V197H71ZM94 196V197H93ZM121 198H123V199H121ZM128 196V197H127ZM201 196H202V198H201ZM206 196V197H205ZM96 197L98 198V199H96ZM100 197V198H99ZM116 197V198H115ZM149 197V196H148ZM151 197H154V198H151ZM157 197V198H158ZM161 197V198H160ZM204 197H205V199L206 200H204V201H202V200H200V198L201 199H204ZM207 197H209V198H207ZM70 198H71V202L72 203H70ZM85 198V199H84ZM94 198V199H93ZM118 198V199H117ZM119 198L121 199V200H119ZM143 198V197H142ZM145 198V197H144ZM218 198H220L219 200H218ZM222 198H224V200H226V201H233L234 202V200H235V202L233 203V204H230V202L228 203V202H226V201H222ZM231 198H233V200H229V199H231ZM34 199H36V201H34ZM42 199V200H41ZM44 199H45V201H44ZM80 199V200H79ZM95 199H96V201H97V205H96V201H95ZM111 199H112V202H111ZM131 199V198H130ZM211 199V198H210ZM217 199V205L216 204H214V202H216L215 200ZM84 200V201H83ZM113 200H114V203H113ZM116 200H118V201H116ZM139 200H142V199H139ZM196 201V203H195V201ZM200 200V201H199ZM39 201V202H38ZM40 201H42V203H43V205L47 208H44V206H42V203H41V206H40ZM222 201V202H221ZM84 202V203H83ZM110 202V203H109ZM121 202V203H120ZM137 202H138V200H137ZM191 202H194V203H191ZM210 202V203H209ZM75 203H77V205L75 204ZM99 203V204H98ZM107 203H108V205L109 204H111L112 203V205H110L111 207H113V209L114 208H118V209H121L119 212L120 213H122V210H123V212L124 213H122L121 215H122V217H121V215L119 214V217L117 216L118 215V209H116V210H114V211H117V214H116V212L114 213V214H116V215H114V214H112L111 215V210H110V215L113 217V219L112 218H110L109 217V215L107 214V211H108V209H107ZM211 203V204H212ZM220 203V204H219ZM232 203V202H231ZM257 203H259V204H261V205H259V204H257ZM23 204H25V206L23 207ZM27 204V205H26ZM35 204V205H34ZM46 204V205H45ZM117 204V205H116ZM124 204V205H123ZM135 204H133V205H135ZM229 204V205H228ZM250 204H251V206H250ZM254 204V206H252ZM90 205V206H89ZM135 205V206H136ZM219 205H223V206H219ZM260 206L259 208L258 207H256V206ZM27 206V207H26ZM116 206V207H115ZM119 206V207H118ZM125 206H126V208H125ZM139 206V207H138ZM19 207V206H18ZM43 209V211H41V209ZM86 207H88L87 209H85ZM131 207V206H130ZM255 207V208H254ZM33 208V209H32ZM34 208H38L37 210L38 211H40V212H42L43 214H44V211H45V209L47 210V212H48V214L46 215L45 214V216H46V218H44L43 216L41 217L40 215H43L42 213H40V215H39V212L37 213L35 210H34ZM109 208V207H108ZM138 208H140V209H138ZM142 208V209H141ZM251 208V209H250ZM256 208H258V209H256ZM40 209V210H39ZM85 209V210H84ZM130 209V210H131ZM162 209H163V211H162ZM222 209V210H223ZM31 210V214L29 215L28 213H30V212H28V211H30ZM34 211V213H36V216L34 215V213H33V211ZM61 210H62V213L64 214L65 213V216L67 217L68 216V218H70V219H68L69 221H71L72 220V222H70L71 223V225L70 226H72V225H74L75 223L74 222H79L80 220H81V222H79L78 223V225H77V222H76V224H75V226H73L72 228H75L76 227V225L78 226L77 228H75L74 230L72 229V231H71V233L73 232V234H71L69 231H68V229L69 228H67V231H68V234L70 233L71 235H68V236H66V234H65V231H62L63 230V228H61L62 226H63V223L64 222H68L67 224H69V221H67V220H64V218L62 217V215H60V213H61ZM66 210V212H64V211ZM67 210H69L70 211V213L72 214V212L71 211H74L73 213L74 214H76V218H75V220H74V222H73V219H74V217H75V215L73 214V215H71V214H67ZM88 210V211H87ZM140 210V211H139ZM147 210H149V209H147ZM152 210V211H151ZM204 210H206V208L204 209ZM221 210V211H222ZM144 211H145V213H144ZM209 211V213L211 214V212ZM228 211V212H227ZM250 211H255V213H252L253 215L254 214H257L256 216H257V218L255 217V215L253 216L251 213H249ZM158 212V211H157ZM192 212H190V214H187V216L188 215H191L192 214ZM204 211H202V213H203ZM257 212V213H256ZM69 213V212H68ZM126 213V214H125ZM131 213H132V215H131ZM142 213H144V215L145 216H150L151 218H148V217H144V218H146L143 222H141L142 221V217H143V215H142ZM194 213L196 214V215H194ZM198 213H199V215H198ZM221 213V212H220ZM222 213V214H223ZM228 215H227V214ZM29 216H28V215ZM79 214H80V216H79ZM128 214V215H127ZM150 214H152L153 216H157L156 218H163L162 220H159V218L157 219L159 222L157 223V222H155V220H153L154 221V223H153V221H152V218H154L155 219V217H152ZM158 214V215H157ZM210 214H209V216H210ZM222 214H220L221 216H222ZM244 214H246V215H252V217L250 218V220H254L253 222L252 221H249V222H251V223H253L254 225H250V227L251 228H253L252 230L250 229L249 230V232H247L248 231V227H249V225H248V227H246L245 229L242 227V226H245V225H247V224H250L248 221H247V216L246 215H244ZM19 213H18V217H19ZM70 215V216H69ZM126 217H125V216ZM130 215L134 218V217H136V219H139V217H140V215H142L141 217H140V219H141V221H139V223L141 222V224H139L135 219H133L132 217H130ZM182 215H184V214H182ZM199 217H198V216ZM219 215V216H220ZM238 218V217H240V221H242L243 219L244 220H246L247 221V223H245V221H242V223L244 222V224L245 225H243L242 224V228H243V230L242 229H240V228H238V229H240V231H238V234H236L235 232H237L236 230H238L237 228H236V230H235V228H234V226L236 225L237 226V223L239 222V226L238 227H240V225H241V223H240V221H239V219H236V217ZM239 215V216H238ZM241 215L242 216H245V218L243 217V219H241L242 217H241ZM64 216V217H65ZM72 216V217H71ZM74 216V217H73ZM114 216L116 217V218H114ZM195 216V217H194ZM231 216H232V218H231ZM25 217V216H24ZM30 217V219H32ZM125 217V221H123V219L122 218H124ZM131 218V220H133L134 221V223L135 222H137L138 224H137V226L139 227H137L136 225H134L133 223H132V221H131V225L129 224V222H127V220H130V218ZM166 217V218H165ZM180 217V218H179ZM184 217V216H183ZM182 217V218H183ZM254 217V218H253ZM258 218L257 219V221H259L260 219H262V218ZM16 218V217H15ZM72 218V219H71ZM117 218H119V220L117 219ZM171 218V217H170ZM170 218H168V221H169V219ZM173 218H175V217H172L171 219H173ZM186 218H188V219H186ZM201 218V219H202ZM235 218V219H234ZM30 219H28V220H30ZM47 221H46V220ZM63 219V220H62ZM66 219V218H65ZM79 219V220H78ZM110 219V220H109ZM111 219L113 220V222H115V224H113V223H111ZM116 219V220H115ZM120 219H122V221L120 220ZM148 219H149V221H148ZM151 219V220H150ZM170 219V220H171ZM190 219H192V218H190ZM221 219V220H220ZM230 219V220H229ZM232 219V220H231ZM23 220H25V219H23ZM109 220V221H108ZM117 220H118V222H117ZM156 220V221H157ZM167 220V219H166ZM175 220V219H174ZM213 220H214V222H216L215 224H214V222H213ZM216 220V221H215ZM235 220H238V222L236 221V223H235ZM27 221V220H26ZM62 221V223L60 224V222ZM64 221V222H63ZM145 221H147V222H145ZM164 222V225L162 226V222ZM191 221V220H190ZM199 221H200V219H199ZM223 221H224V223L225 224H223ZM227 221H229L228 223H235V225H228V223L226 224V222ZM233 221V222H232ZM105 222L107 223V224H113V225H116V223L118 224L117 226L119 227H121L122 228V223L121 222H123L124 224H123V226L125 227V224L127 223V228H128V226H130L129 228L130 229H128V230H126L125 232H124V229H126V227L124 228L123 227V229H121L120 231L119 230H115V229H117V226L116 227H112V226H110L109 228L108 227H106V226H109V225H107V224H105ZM119 222H120V224H119ZM126 222V223H125ZM179 222V223H180ZM196 222V223H195ZM42 223H44V224H42ZM47 223H49V226H47L48 224ZM52 225H55L54 227H52V226H50L51 224ZM143 223V224H142ZM152 223V224H151ZM169 223V222H168ZM171 223V222H170ZM209 223L211 224V225H209ZM256 223H258V224H256ZM264 222H262V224H263ZM66 224V227H68L69 225H67ZM129 224V225H128ZM132 224L134 225L133 227H135L134 228V230H133V228H132ZM136 224V223H135ZM223 224V225H222ZM31 225V227H29ZM142 225H146L147 227L145 228V229H142V228H140ZM161 226V229L162 230H159L160 229V226ZM213 225L215 226V227H213ZM264 225V224H263ZM48 228H50V229H47V227ZM57 226H58V228H57ZM64 226H65V224H64ZM103 226V227H102ZM150 226V227H149ZM172 226H173V224H172ZM179 226V225H178ZM235 226V227H236ZM36 227V228H35ZM40 227V228H41ZM46 227V228H45ZM52 227V228H51ZM65 227V228H66ZM101 227V228H100ZM119 227V228H120ZM149 227V228H148ZM157 227H159V229H157ZM190 227H192V228H190ZM212 227V228H211ZM256 227V228H255ZM263 227V226H262ZM40 228H38V229H40ZM57 228V229H56ZM62 230H61V229ZM108 228V229H107ZM110 228H112V229H110ZM138 228V229H137ZM171 228H173L174 230H171ZM191 230H190V229ZM203 228V227H202ZM255 228V229H254ZM37 229V230H38ZM45 229V230H44ZM59 229V230H58ZM114 229V230H113ZM246 229H247V231H246ZM260 229V228H259ZM264 230V228H261V230ZM53 230V232H51ZM69 230H71V229H69ZM186 230H190L191 232L193 231V234H191L190 233V231L188 232V231H186ZM212 230V233L214 232L215 233V231H213ZM261 230H260V232H261ZM39 231V230H38ZM59 231H61V233L63 234H65V235H63V236H61L60 234H59ZM66 231V232H67ZM115 231H119L118 233L117 232H115ZM172 231V232H171ZM220 231V232H221ZM226 231V232H227ZM246 231V232H245ZM75 232V233H74ZM168 232V233H167ZM183 232V233H182ZM184 232H186L188 235H189V237H188V235H186L185 236V234L186 233H184ZM202 232V233H203ZM219 232V234H221ZM240 232V233H239ZM243 232V233H242ZM258 232V231H257ZM180 233V234H179ZM181 233L183 234V236L181 235ZM196 233V234H195ZM198 233H200V234H198ZM208 233V237H210V235H212V233L210 234V232H207ZM206 233V234H207ZM213 233V235L212 236H214L215 234H217V233H215L214 234ZM233 233H235L236 234V236H240V235H244V233H248L249 235H248V237H244L243 239L242 238H239V239H241L240 241H239V239H238V237H235L236 238V241L233 239V237L235 236ZM263 233H264V231H263ZM44 234H45V236H44ZM175 234L177 235L176 237H174V238H176V239H179V241L177 240V241H175V239L174 238H172V236L174 235L175 236ZM191 234V235H190ZM194 234L195 235H197L198 236V238H197V236H194ZM219 234H217L218 236H219ZM246 234L244 235V236H246ZM40 237H39V236ZM162 236H164V238L162 237V239H161V237ZM199 235L200 236H203L202 238H203V244H204V246L203 245H201L200 247H199V245L202 243V241H201V243L198 245V243H199V241H197L198 243H197V246L198 247H196V246H192V243L193 244H195L194 243V238L196 239L197 238V240L198 239H200V237H199ZM222 235V234H221ZM251 235H253V232L251 233ZM263 236V240H262V242H264V234H262ZM32 235H31V233H30V237H31ZM32 236V237H33ZM179 236H181V237H179ZM190 236H192V238H190ZM69 237V239H67ZM73 237V238H72ZM156 237H157V239H156ZM158 237H160V238H158ZM170 237L172 238V239H170ZM185 237V238H184ZM187 237V238H186ZM194 237V238H193ZM220 237V236H219ZM223 237V236H222ZM36 238L39 240V242H36ZM56 238H57V243L56 242H53V239H54V241H56ZM60 238V239H59ZM167 238V239H166ZM181 238H184V239H181ZM188 238H189V240H188ZM202 238H201V240H202ZM218 238V237H217ZM227 238V239H226ZM248 238V239H247ZM47 239V240H46ZM48 239H49V241L50 242H52V243H50V242H48ZM51 239V240H50ZM150 239H151V241H150ZM152 239H153V242H152ZM167 240V241H163V240ZM174 239V241H172L173 242V249H174V247L176 248L175 250H179L178 252H180V253H178L177 251L175 252V253H173L172 251H173V249L172 248H170V244H171V240H173ZM181 239V240H180ZM247 239V240H246ZM257 239V240H256ZM64 240V241H63ZM155 240H160L159 241V243H161L162 241H163V243L162 244H160L159 245V243L158 242H155ZM186 240V241H185ZM190 240L192 241L193 240V242H190ZM205 240H206V243H205ZM238 240V241H237ZM45 241H47V242H45ZM60 241H62V243L60 242ZM170 241V242H169ZM196 241V240H195ZM208 241V242H207ZM214 241V242H213ZM216 241V242H217ZM230 241H232V242H234V243H232V242H230ZM241 241H243V243H242V245L244 244L245 246L248 244V246H246V248H245V251H246V249L249 251V249L248 248H250L251 250V255L253 254V253H255V256L253 255L252 257H253V259H252V257L250 256V257H246L245 256V254L244 255H241L242 254V252H241V254H240V252L239 253H237V251H241L242 250V245L240 244L241 243ZM252 241H254V240H252ZM255 241L254 242H252V243H250V244H252L253 245V243H255ZM58 242H59V244H58ZM164 242H166V244L164 243ZM167 242H168V244H167ZM175 242H176V244H175ZM183 242V243H182ZM185 242H188L189 244H190V247L191 248H193V247H196L198 250H194V249H196V248H193V249H190L191 250V253L189 252L190 250L188 249V247L186 246V244H184ZM209 242L210 243H212V245H210L209 244ZM228 242V243H227ZM245 242V243H244ZM30 242H28V243H25V244H29ZM47 243V244H46ZM51 244V245H49V244ZM54 243V244H53ZM69 243V244H68ZM156 243V244H155ZM157 243H158V245H157ZM181 243V244H180ZM24 244V243H23ZM54 246H53V245ZM65 244V245H64ZM67 244H68V246H67ZM70 244H71V246H70ZM164 244V245H163ZM180 244V245H179ZM209 244V245H208ZM213 244H215L216 246H214L215 247V249H217V250H214L213 249ZM233 245V247L236 245L237 246V250H234V249H236L235 247H234V249L232 248V245ZM241 245V249L240 248H238V246H240ZM30 245V244H29ZM57 245H59L60 246V248H61V250L60 249H58L57 248ZM177 247H176V246ZM181 245H184V247L186 246L187 247V249L185 250V252L184 253H186V251L187 252H189L190 253V255L192 256L190 259L188 258V256H190L189 254H187V256H185L186 254H183V251H184V249L182 250V248L180 247ZM188 245V244H187ZM222 245V246H221ZM52 246V247H51ZM55 246H56V248H55ZM163 246H165V250H163L164 249V247ZM170 248V250H168L167 252H164V251H166L167 249H168V247ZM206 246H212L211 248H210V250L209 251H207V248H206ZM218 246V247H217ZM227 246V247H226ZM244 246V247H245ZM253 246H255V245H253ZM253 246H252V248H253ZM44 247V248H43ZM171 247H172V244H171ZM183 247V246H182ZM189 247V248H190ZM202 247H204V248H206L205 250V253H204V249H203V251H201L200 250V248H202ZM222 247V248H221ZM225 247L227 248V249H229V251L227 250V249H225ZM231 247V248H230ZM244 247H243V249H244ZM257 247V246H256ZM6 248H4L5 250H6ZM9 248V249H8ZM37 248V247H36ZM159 248V249H158ZM181 248V249H180ZM3 248H2V251L4 250ZM46 249H44V250H46ZM54 249V250H53ZM56 249V250H55ZM162 249V250H161ZM234 250L235 251V253L234 252H232V253H230V254H228L229 252H230V250ZM240 249V250H239ZM5 250H4V253L2 254L3 255V259H4V256H6V258L5 259H8V258H10L9 256H8V253H7V255L5 254L6 252H5ZM37 250V249H36ZM35 249H34V251H36ZM39 250V249H38ZM67 250V249H66ZM161 250V251H160ZM172 250V251H171ZM189 250V251H188ZM224 250H227V251H225L224 252ZM1 250H0V252H2ZM170 251L172 252V256H173V254H176V255H174L173 256V258H172V256L170 257V255L171 254H169L170 253ZM196 251H198V252H196ZM223 251V252H222ZM244 251V250H243ZM247 251V255H249L250 254V251L248 252ZM262 251V252H261ZM44 252V251H43ZM194 252H196V253H198V254H193ZM209 252H211V253H209ZM228 252V253H227ZM15 253V254H14ZM19 253H20V255H19ZM50 253V254H49ZM165 253H167V254H165ZM202 253V254H201ZM208 254V256H206L207 254ZM244 253V252H243ZM5 254V255H4ZM11 254H9V255H11ZM45 254V255H46ZM180 254H182L183 256H184V258L182 259V257L180 256ZM201 254V255H200ZM210 254V255H209ZM256 254H257V256H256ZM12 255V257L14 258V256ZM30 255V256H31ZM44 255V256H45ZM46 255V256H47ZM167 255H168V257H167ZM177 255H179L178 257H177ZM201 256V257H203V258H205V259H207L205 262H202V258H199V257H197V256ZM204 255V256H203ZM261 255H264V253L263 254H261ZM7 256H8V258H7ZM41 256V257H40ZM193 256H194V258H193ZM206 256V257H205ZM23 257V258H22ZM175 257V258H174ZM186 257V258H185ZM195 257H197V258H195ZM210 257V258H209ZM257 257V258H256ZM13 258H11V259H13ZM22 258V259H21ZM29 259V258H31V259H29L30 261H28V262H25L27 259ZM52 258V259H51ZM64 258V259H63ZM66 258L68 259V260H66ZM209 258V259H208ZM256 258V259H255ZM11 259H9L10 261H11V263H12V260ZM62 259H63V261H62ZM191 259H193V260H191ZM48 260H51V262L49 261L48 262ZM191 260V261H190ZM35 261V262H36ZM55 261V262H54ZM165 261V262H164ZM168 261V262H167ZM171 261L173 262V263H171ZM194 263H193V262ZM202 263H201V262ZM15 262V261H14ZM13 262V263H14ZM31 262V263H32ZM35 262H34V264H35ZM198 262V261H197ZM260 262V263H259ZM263 262H264V258L263 259H261L260 261H258V264H263ZM11 263H9V264H11ZM16 263V262H15ZM14 263V264H15ZM17 263H19V262H17ZM20 263V264H21ZM30 263V264H31ZM41 263H38V264H41ZM198 264V263H197Z\"/></svg>",
  "mask_w": 264,
  "mask_h": 264
},
{
  "label": "bare ground",
  "instance_id": "6f19581e",
  "mask_svg": "<svg viewBox=\"0 0 264 264\" xmlns=\"http://www.w3.org/2000/svg\"><path fill=\"white\" fill-rule=\"evenodd\" d=\"M51 1V0H50ZM56 1V0H55ZM63 1V0H62ZM62 1H61V3H62ZM64 1H68V0H64ZM72 1V0H71ZM74 1V3H75V0H73ZM79 1V0H78ZM82 1V0H81ZM84 1V0H83ZM90 1H93V0H90ZM96 1V0H95ZM94 1V2H95ZM99 1H101V0H99ZM98 1V2H99ZM129 2H130V0H128ZM132 1V0H131ZM229 2L231 1V0H228ZM240 1H242V0H240ZM257 1V0H256ZM44 3H46L45 5H43V6H45V8L47 9L48 8V3L46 2V0H44L43 1ZM54 2V0L51 2V3H53ZM103 2V1H102ZM261 2H262V0H260V3H258V5H256V6H254V10L252 11L251 9H252V5L249 7L248 6V8H247V5H246V9H245V6H243V8H244V11L246 12V11H248L249 9H250V12L252 11V13L251 14H253V15H251L250 14V12H249V14L250 15H248L247 13H245L244 11L242 12V14H241V16L245 13L246 15H248V17H247V19H246V16H244L245 17V20H244V22H247L248 21V18H249V16L250 17H256L257 18V16H262L261 17V19H263V16H264V3H262L261 4ZM263 2H264V0H263ZM39 3H42V0H0V250L2 251V248L4 249V248H6V247H8V246H10V247H12V246H14V245H16V246H21L20 247V251L21 250H23V247H26V245H28L27 247H28V249L30 248V249H33V251L31 250V251H29V252H34V253H36L37 255L39 254H41V255H43L42 257H48V255L46 254V252H47V250H48V252H50L51 253V248H50V250L47 248L46 249V246H44L43 248L44 249H46V250H41L42 248L39 246V244H41L42 243V245L44 244V242H42V240H40V242L41 243H38V245L34 248V247H31V245H35V242H33V240H32V238L34 239V236H36L37 234L36 233H33V229L31 228V230L29 231V229H28V225L27 226H24L26 223H24V222H31V220L33 221L34 219L33 218H35L34 216H33V218L31 217L32 215H30L31 214V210L30 211H28V212H30V213H28L27 215L29 216L28 218H27V216L25 215L26 213H27V211L26 212H24L25 210V208H23V210H22V208H21V206H20V204L21 203H23V202H26L25 200V198H28L29 196H32V195H29V194H31V187H33L34 188V183H36L37 182V184L39 183V182H41V180H43V176H46L45 174H44V172L43 171H45V168H49V169H54V170H56V168H57V171H59V170H61L60 171V173H61V175H63V174H65L66 172H67V170L65 169L66 168V166L67 165H71V167L70 168H76V166H78L79 165V167L80 166H82V165H84V163H85V165L87 166V168L89 169V167H88V165H90V164H92L93 162H92V160L94 161V163L95 164H93V165H90V167L91 166H93L94 167V165L96 166L97 165V163L99 164V165H97L98 167L100 166V164H101V166L103 167V165H104V168H105V170H106V172H108V170H112V169H114L115 168V166L116 165H118V163H119V160H118V162H117V159H119L118 158V156L120 157V154H122V153H124V149L123 150H121V151H123L122 153H121V151L119 152V154H117L118 152H117V150H115V149H112L113 148V143L111 144V142H114V140H117V139H119V138H117L116 136H118L119 134H117L116 135V133L119 131L120 132V128H121V130H124V129H122L123 127H121V125L124 123V119H125V115L127 114L126 113V111L128 112V107L130 108L131 107V105H132V102H131V100L130 101H125L126 99H125V97L124 96H122V95H124V93H126L127 92V94L129 93V90H128V88L130 89V90H132V91H134V92H132V93H134L135 94V92H136V94H137V96L138 97H140L141 99H142V102H141V99H139L140 100V102L141 103H143V104H145V103H149L148 101H151V100H149L150 99V96H152V95H148V93H146V91H144L143 92V89L145 90V88H147V89H151V88H149V87H152V89L153 88H156V87H154V84H152L151 86H149L150 85V78H148L147 77V79H138V78H136L135 76H132V75H128L127 77H125V78H122V77H119V76H117L116 75V78H114L113 80H112V76L110 77H107V75H108V73H106L107 72V70L105 71V60L107 59V62H108V58H110L109 56H112V57H114L113 55H111V54H113L115 51H113V52H109V54L110 55H108L107 57H104V59H103V57H102V54H104L105 52L104 51H102V50H104V49H106L107 47L106 46H108V44H109V42H108V44L105 46L104 45V42H103V40L105 39V36L107 35V34H104L103 32H93L92 30H91V26H90V24L94 27V28H96V30H98L97 29V27H95V24L93 23V21H91L90 22V19L88 20V18H87V20L86 19H82V20H85V21H83L82 22V20H79V18L77 17V15L79 14V11H77L78 9H75V8H72V10H70L71 12L73 11V9L74 10H76L77 11V15H76V11H74V14L76 15V18H78V21H81L82 23H84V25H82V23L81 22H79L78 23V25H77V23L75 24V23H73V21L74 22H77V19H76V21H75V18H71V16L69 15V14H71L69 11V13L67 12V10H69V9H67L66 8V6H68L67 4H60V5H56V7H54V5H55V3H54V5H52L51 4V6L52 7H54V9H52L51 10V8H50V12H51V14H50V12H47V11H49L48 9H47V11L45 12V8H44V12L46 13V14H44V12H42L41 10L39 11V9L37 8L38 7V5H39ZM43 3V4H44ZM56 3H59V1L58 2H56ZM65 3V2H64ZM72 4V5H76V4ZM148 2H145L143 5H145L143 8L141 7L140 9H142L140 12H139V14H137V15H135L136 17L138 16V15H140V13H142L140 16H138V18H136L135 16H133L135 13H132L131 12V10H127L128 11V15H126L125 14V16H127V18L130 20V19H132L133 20V18H134V20H137V19H139L140 18V20L141 19H143V20H141V21H143V22H145V20H147L148 18H150V12L149 11H146V8L147 7H149L148 5H146ZM233 3H234V5H235V1H233ZM240 2L238 1V3H236V5L237 4H239ZM244 3V2H243ZM242 3V4H243ZM247 3V2H246ZM246 3H244V5L246 4ZM249 3V2H248ZM149 4V3H148ZM166 4V3H165ZM225 4H227V3H225ZM241 4V5H242ZM61 5H63L62 7H61ZM70 5V4H69ZM77 5H79L80 6V3L79 4H77ZM91 5H92V7H93V5H95V3H93V2H91ZM102 5V4H101ZM101 5H99L100 7H101ZM163 5V4H162ZM161 5V6H162ZM174 5V4H173ZM171 6V7H173V8H171V7H169L170 8V11H171V9H173V10H175L174 9V6ZM240 5V4H239ZM239 5L238 6H236V7H239ZM260 5H262V9H263V12H261V10L258 8V7H260ZM39 6H41V5H39ZM60 6V7H59ZM96 6V5H95ZM94 6V7H95ZM50 7V6H49ZM63 7H65L66 9V12L64 11V8ZM74 7H76V6H74ZM97 7H98V4H97ZM106 7V5H104V7L103 8H105ZM163 8L164 7H166L165 5L164 6H162ZM162 7H160L159 8V12H161V8ZM168 7L167 8H164V11L167 9L168 10ZM206 7H207V5H206ZM210 7V6H209ZM235 7V6H234ZM41 8H42V6H41ZM68 8H69V6H68ZM71 8V7H70ZM80 8V7H79ZM81 8H83V7H81ZM89 8H91V7H89ZM96 8V7H95ZM107 8V7H106ZM240 8L242 9V6H240ZM240 8H237V9H239V10H237V9H235L236 11H239L240 12ZM256 8H258V10H259V12H260V14H257L258 12V10L257 11H255L256 10ZM261 8V7H260ZM92 9V8H91ZM90 9V11H91V13L93 12L92 10ZM100 9V8H99ZM143 9H145V10H143ZM232 9V8H231ZM81 10V9H80ZM82 10H84V9H82ZM96 10V9H95ZM177 10V9H176ZM127 11L125 12V13H127ZM133 14L132 16L129 14L130 12ZM145 11V12H144ZM169 10H168V12H170ZM81 12V11H80ZM83 12V11H82ZM97 12V11H96ZM143 12L146 14H143ZM147 12V13H146ZM149 12V13H148ZM167 12V11H166ZM166 12H164L165 13V15H167L166 14ZM254 12V13H253ZM256 12V13H255ZM68 14L69 16H70V18L72 19V21L70 22V20H69V18H66L65 17V15L64 14ZM163 13V14H164ZM171 13V12H170ZM262 13V14H261ZM81 14V16H83L82 15V13H80ZM93 14H94V12H93ZM123 15H124V13H122ZM121 14V15H122ZM149 14V15H148ZM175 13L173 12V15H174ZM244 14V15H245ZM64 15V16H63ZM67 15V16H68ZM148 15V16H147ZM172 14H169V16H171ZM61 16H63V17H61ZM68 16V17H69ZM72 16H73V12H72ZM85 16V15H84ZM125 16H124V18H125ZM129 16L131 17V18H129ZM240 16V17H241ZM75 17V16H74ZM80 17V16H79ZM121 17H123V16H120V18ZM133 17V18H132ZM259 17V18H260ZM59 18V19H58ZM65 18H66V20H69V22L73 25L74 24V26H75V28H73L74 26H71V24L70 23H68V21H67V23H66V21H65ZM81 18V17H80ZM95 19H96V17H94ZM119 18V19H120ZM127 18H125V19H127ZM256 18H254V19H256ZM63 19V22L61 21ZM93 19V18H92ZM123 19V18H122ZM127 19V20H128ZM242 19V18H241ZM250 20H251V18H249ZM261 19H260V21H261ZM121 20V19H120ZM148 20H150V19H148ZM147 20V21H148ZM253 20V19H252ZM257 20V23L259 22V20L258 19H256ZM87 21H89V22H87ZM242 21V20H241ZM255 21V20H254ZM213 22H215V21H213ZM220 22V21H219ZM243 22V21H242ZM256 22V21H255ZM89 23V24H88ZM222 24H224L225 25V23H223V22H221ZM260 23V22H259ZM263 23V25H264V21L262 22ZM261 23V24H262ZM70 24V25H69ZM88 24V25H87ZM214 24V23H213ZM219 25H220V23H218ZM260 24V25H261ZM82 25V26H81ZM218 25V26H219ZM223 25V26H224ZM255 25H257V24H255L254 22H253V26H255ZM80 28H78V27ZM81 26V27H80ZM212 26V25H211ZM216 25L214 24V27H215ZM257 26H259V25H257ZM79 29H77V28ZM87 27H90V30H89V28H87ZM76 29V30H72V29ZM94 28H92V29H94ZM210 28H213V27H210ZM221 28V27H220ZM222 28H224V27H222ZM255 28H257L256 26H255ZM184 29V28H183ZM217 29V28H216ZM95 30V29H94ZM214 30H215V28L213 29V33H214ZM220 30V29H219ZM99 31V30H98ZM102 31V30H101ZM211 31H212V29H211ZM211 31H209L208 32V38H205L204 39V41H202V43L204 42V43H207V45H209V46H212L213 44H215L214 42H216L217 43V41L215 40L216 39V37L214 38L213 36H214V34H216L217 32H215L214 34L211 32ZM216 31V30H215ZM225 31V30H224ZM89 32H93V33H91V34H93L94 36H96L97 34H99V35H97V37H94L93 35H91V37H93L92 38V40H91V42H93V44H91V46H89L88 44H86V45H84L85 44V42H90V39H87L88 38V36L86 37V40H88V41H82V40H84L85 38H83V37H85V36H82V34H84V35H86L87 33H89ZM211 32V33H210ZM105 35V36H103V34ZM189 33H191V32H189ZM218 33H220V32H218ZM222 33H223V31H222ZM246 34L248 33V34H250L251 33V36H252V34L255 36V34L254 33H252V32H245ZM100 34H102V37L104 38V39H100V40H98V42L96 43L98 46H99V41H100V44H102V48H103V46H105V48H103V49H101L100 47H98V48H100L99 50L102 52V54L100 53V51L99 50H97L98 48H95L96 50H97V54H95V49H94V47L96 46L97 47V45H95L94 44V42H96V40L97 39H99L98 37L100 36V38H102L101 37V35ZM182 34V33H181ZM209 34H212V35H210V36H212L211 38L212 39H210L209 38ZM225 34V33H224ZM245 34V35H246ZM247 34V35H248ZM88 35V34H87ZM219 34L217 35V38L219 39V37H222V39H223V34L222 35H220L219 37ZM185 37V36H184ZM199 39H200V42H201V37L200 36H197ZM197 37H195L196 39H197ZM94 38L96 39V40H94ZM181 38V37H180ZM214 38V39H213ZM192 39H193V37L191 38V41H192ZM198 39V40H199ZM208 39H210V40H214V41H210V42H213V44L212 43H209L208 41L207 42H205V40H208ZM217 39V40H218ZM221 39V47H222V45H223V43H222V40ZM181 40V39H180ZM187 40V39H186ZM194 41H195V39H193ZM198 40H196V41H198ZM190 41V42H191ZM194 41H192L193 43H194ZM88 42V43H89ZM102 42V43H101ZM106 42V41H105ZM112 42V41H111ZM184 43L186 42V41H183ZM192 42L190 43V45L192 46V48L194 47L193 45H192ZM218 42L220 43V40H218ZM84 43V44H83ZM183 43V44H184ZM187 43H189V41L187 42ZM197 43V42H196ZM202 43H200V45L202 44ZM203 43V44H204ZM209 43V44H208ZM195 44V43H194ZM212 44V45H211ZM88 45V46H87ZM185 45H188V44H185ZM198 45V44H197ZM199 45V46H200ZM220 45L218 46H216V44H215V46H213V48L214 49H212V48H209V46H208V49H211L212 50V52L213 53H211V54H214V55H217L218 54V52L219 51H217L218 49L219 50H221L222 52V54H223V50L221 49V48H219L220 47ZM261 45H262V43H261ZM93 46V47H92ZM191 46H189L188 45V50L191 48ZM206 46V45H205ZM262 46H264V44L262 45ZM89 47H91V49L89 48ZM112 47H113V45H112ZM118 47V46H117ZM190 47V48H189ZM200 47H204V46H200ZM217 47H218V49H217ZM92 48H93V50H95V51H91L92 50ZM108 48H109V46H108ZM119 48H120V46H119ZM192 48H191V50H192ZM195 48H199L198 46L197 47H195ZM113 49V48H112ZM115 49H118V48H116L115 47ZM183 49V48H182ZM200 49V48H199ZM202 49V48H201ZM106 50H108V49H106ZM105 50V51H106ZM110 50H111V47H110ZM109 50V51H110ZM120 49H118V50H116L117 52L119 51ZM184 50H185V48H184ZM183 50V51H184ZM187 50V49H186ZM196 50H198V49H196ZM195 49H194V51H196ZM213 50H215V51H217L216 53H214L215 51H213ZM190 51V50H189ZM193 51V50H192ZM210 51V50H209ZM232 51V50H231ZM230 50L229 51H227V49H226V54L228 55V53L227 52H229V54H230V58H232L231 56V54H232V52L233 53H235V51H232L231 52ZM104 52V53H103ZM116 52V53H117ZM179 52V51H178ZM199 52V50L197 51V53ZM202 52H203V50H202ZM205 52H207V48H206V50L203 52L204 54H205ZM211 52V51H210ZM238 52H239V50H238ZM116 53H114L115 55H116ZM184 53V52H183ZM185 53H187V51L185 52ZM190 53H192V52H190ZM190 53H188V54H186V55H188L189 56V54ZM196 53V52H195ZM203 53H201V51H200V54H202L203 55ZM107 54H108V52H107ZM107 54H105L104 56H106ZM177 54V53H176ZM193 54H194V52H193ZM200 54H198V57L200 56ZM206 54H209L208 52L206 53ZM220 54V53H219ZM219 54H218V57H219ZM238 54V53H237ZM191 55V54H190ZM226 55V56H227ZM196 56H197V54H196ZM206 55H203V56H201V57H205ZM209 56V55H208ZM208 56H207V58H208ZM222 56V55H221ZM236 56V55H235ZM238 56H240L241 57V55L239 54ZM237 56V57H238ZM194 57V56H193ZM212 57H213V55H212ZM216 56H214V58L212 59V60H214L213 61V63H220V61L222 62L223 61V59L222 60H218V61H216V59H218V58H215ZM228 57H229V55H228ZM236 57V59H238ZM106 58V59H105ZM123 58V59H122ZM122 58H120L119 59V64H120V61L122 62V60H124V59H126V57H122ZM197 60L199 59V58H197V57H195ZM194 58V60H192L193 62H197L196 61V59ZM222 58H226L225 57V54H224V57H222ZM233 58H235L234 56H233ZM122 59V60H121ZM189 59H190V57H189ZM191 59H193L192 58V55H191ZM219 59H220V57H219ZM241 59V58H240ZM239 59V60H240ZM111 60V59H110ZM113 60V59H112ZM200 60H203V58L202 59H200ZM207 60V59H206ZM208 60H210V58H208ZM207 60V61H208ZM227 60H229V63H233L232 64V66H234V63L236 62V61H234L235 59H233V61L231 60V59H226V62H225V60H224V62H225V64L223 63V65H225L226 66V71L228 70L227 68L229 67V70L232 68V66L227 62ZM116 61V64H115V62L113 61V63L117 66V61H118V58L115 60ZM204 62H206L205 60H203ZM202 61V62H203ZM231 61V62H230ZM238 61V60H237ZM198 62H200V61H198ZM197 62V63H198ZM239 62V61H238ZM110 63H111V61H110ZM140 63V62H139ZM138 63V64H139ZM142 63V62H141ZM207 63V62H206ZM206 63H204L203 65H205ZM212 63V62H211ZM243 62H242V59L240 60V64H238V65H240L242 68H241V72H242V74H241V72L239 71V69H237L238 70V72H240V73H235V74H237V76H242L243 75V73L245 72V70H246V66L244 65V64H242ZM114 64H112L114 67H115V69H116V66L114 65ZM143 64V63H142ZM145 64V63H144ZM196 64V63H195ZM202 64V63H201ZM229 64V65H228ZM242 64V65H241ZM120 65H122V67H123V64L121 63ZM208 65V64H207ZM209 65H212V64H209ZM222 64L220 63L219 65H217L218 67H217V69L221 66ZM222 65V66H223ZM198 66V65H197ZM212 66H214V65H212ZM216 66V65H215ZM221 66V68H223ZM240 66H239V68H240ZM245 66V67H244ZM118 67V66H117ZM119 67H121V66H119ZM118 67V68H119ZM200 67H202L201 65H200ZM243 67H244V69H243ZM249 67V66H248ZM221 68H219V69H221ZM225 68V67H224ZM223 68V71L224 72H226L225 71V69ZM235 67H233V69H234ZM237 68V67H236ZM213 69H215V68H212V72L214 71ZM216 69V70H217ZM218 69V73H219V71H220V73L221 72H223V71H221V70H219ZM248 69V68H247ZM249 69H252L251 67L249 68ZM117 70V69H116ZM216 70L213 72V73H215L216 72ZM228 70V71H229ZM232 70V69H231ZM227 71V72H228ZM232 71H235V69L234 70H232ZM252 71V70H251ZM116 72H118V71H116ZM246 72H247V70H246ZM231 73H233V72H231ZM249 73V72H248ZM247 73V74H248ZM241 74V75H240ZM246 74V77H249V81H248V79H246L247 81V84L245 83V78L244 77H242V78H244V81H242V83L244 82L246 85H248V83H249V88L251 89V91L252 90H254V92H252V95H251V91L250 90H248V88L246 89V91L248 90L249 91V93H242L243 91H244V89L243 90H241V93H238L239 91H237L238 89L237 88H239V82L241 81H238V83H236L235 81L237 80H235L234 81V79L231 77V79L229 78V76H226L227 75V73H226V75L224 76V73L223 74H220V75H222L223 76V78L222 79H220L219 77H217L218 78V80L215 78V80L214 79H212L211 81H215L216 83H212V85H214L215 87H217V88H219L220 90L219 91H222V94L220 93L219 95H220V97H222V98H220L219 97V99L218 98H216V100L218 99L219 101H217L218 102V104L220 103V101L222 100V103L221 104H223L224 103V108L226 107V109H227V107H229V109H227V110H225V109H223V107L221 108V109H223V111H224V117H223V120L221 119L222 118V116H221V114H220V119H218V120H220V121H217V117H216V115H218L219 113V110H221L220 109V107H219V110H218V108L216 109V110H218V114L216 113L215 114V112H216V110H213V111H211V115L213 114V116H214V114H215V118L214 117H212L209 113H210V111H209V113H207L209 116H211V118H212V120H214L213 122H212V125L214 124V122H215V119H216V121H217V123L218 122H223L224 123V125L228 122L229 124H230V121H227V119L229 118V114H235V115H232L233 116V119H235V118H244L245 117V115H246V117H248V114H249V108H250V106L248 105V103L251 101V103H249L251 106H259L260 108H256V109H258L257 111L255 110V108H250L251 110H250V114L252 113V115H253V112H254V115H253V117L251 116V119H256V117H259L260 116V118L264 115V114H262V112H261V110L263 111V113H264V108H263V106H261V103H262V105H264V89H263V91L261 90V91H259V90H256L257 88L255 87V86H260L258 83H260V82H263V81H258L257 79H254L255 81H252V80H250L251 79V75H247ZM251 74H253L252 72H251ZM210 75V74H209ZM208 75V76H209ZM234 74H231V76H233ZM207 76V77H208ZM214 75H212V77H213ZM215 76H216V74H215ZM214 76V77H215ZM218 76H219V74H218ZM235 76V75H234ZM245 76V75H244ZM186 77V76H185ZM196 77V76H195ZM211 77V76H210ZM205 78V77H204ZM256 78V77H255ZM190 79H195L194 77H192L191 78V76H190ZM200 79V78H199ZM198 78H197V80H199ZM210 79V78H209ZM219 79L221 80L220 82H218L219 81ZM225 79H226V81H225ZM229 81H228V80ZM253 79V78H252ZM264 79V78H263ZM202 80V79H201ZM205 80H207V79H205ZM238 80H239V77H238ZM243 80V79H242ZM186 81V80H185ZM189 81H191V80H187V85L186 86H188L189 84H194V82L192 83H190ZM194 81H196V79L194 80ZM200 81V80H199ZM213 81V82H214ZM234 81V83H236V84H234V83H232ZM251 81H252V84H251ZM188 82H189V84H188ZM183 83H184V80H183ZM201 83H204V81H202V82H200V84ZM230 83H232L231 85H236V86H238V87H235L234 85L232 86V87H235L237 90V92H235V90L233 91V88L231 87H229L230 86ZM254 83H257V84H255L254 85ZM264 83V82H263ZM186 84V83H185ZM205 84H206V82H205ZM238 84V85H237ZM253 86H251V85ZM261 84V83H260ZM195 85H196V83H195ZM199 85V84H198ZM207 85H208V83H207ZM207 85H203L204 87H206ZM211 85V87L213 88V86ZM229 85V86H228ZM263 85V84H262ZM109 86H111L110 88H108ZM113 86V87H112ZM190 86V85H189ZM264 86V85H263ZM116 87H119V89L120 90H122V89H124V90H122V91H119V90H117V88ZM179 87V86H178ZM185 87V86H184ZM192 87H194V85L192 86ZM191 87V88H192ZM199 87H201V85L199 86ZM242 87V86H241ZM240 87V88H241ZM248 87V86H247ZM252 87V88H251ZM255 87V88H254ZM112 88H113V90L114 91H116L115 92V95L117 94V96H116V98H113L114 97V91H112V98H111V95H110V93H111V91L110 92H108L109 90H112ZM115 88V89H114ZM125 88H126V90L127 91H125ZM141 88H143V89H141ZM159 88H161V87H159ZM183 88V87H182ZM187 88V87H186ZM191 88H189V89H191ZM209 88H210V86H209ZM217 88H216V90H215V92L217 91ZM234 88V89H235ZM264 88V87H263ZM175 89V88H174ZM184 90H185V88H183ZM189 89H188V91H189ZM208 89V88H207ZM203 89L202 88V90H201V88H200V91H203V94L205 93V92H211L210 90H211V88L210 89ZM154 90H156V89H154ZM184 90H183V92H184ZM191 90H193V89H191ZM190 90V91H191ZM196 90V89H195ZM121 93V92H124V93H122L121 95L118 93ZM148 91H152L151 92V94L154 92L153 90H148ZM158 91V90H157ZM157 91H155V93L157 92ZM165 91V90H164ZM188 91L186 92H184V94L186 93V94H188ZM189 91V93H192V92H190ZM199 92V90H196V91H194L195 93H193V95H196V94H199V93H201V94H199V95H202V92ZM233 91V92H232ZM256 91V92H255ZM259 91V92H258ZM160 93H158V94H161V90L159 91ZM171 93H172V91H170ZM174 92V91H173ZM212 92H213V90H212ZM235 92V93H234ZM262 92V93H261ZM154 93V94H155ZM163 93V92H162ZM178 93H180L179 91H178ZM217 93H218V91H217ZM216 93V94H217ZM232 93V94H231ZM253 93L255 94V95H253ZM262 94V96L260 95L259 96V94ZM131 94V93H130ZM158 94L155 96L154 95V97H156V100H160L161 98H158L157 99V96H158ZM216 94H215V96H216ZM236 94V95H235ZM245 94V96H243ZM133 95V94H132ZM170 95V94H169ZM173 95V94H172ZM189 95V94H188ZM205 95H206V93H205ZM207 95H208V93H207ZM222 95V96H221ZM239 95V96H238ZM123 100V102L124 103H129V102H131L130 104L131 105H129V104H127L126 103V106L127 105H129V106H127V109L125 108V106L123 105L124 103L122 102V100L121 99H119V97ZM122 96V97H121ZM126 96V95H125ZM127 96H129V95H127ZM126 96V98H128ZM174 96H178L179 97V95H174ZM185 96V95H184ZM187 96V95H186ZM204 96V95H203ZM214 96V97H215ZM218 96V95H217ZM216 96V97H217ZM240 97V101H239V99H237L239 102H236L235 103V100L233 101V99H235V97ZM244 97L245 99H249V97L251 96H255V97H258V98H253V99H255V100H253L252 101V99H250L249 101L247 100V101H245L244 100V103L242 102L243 101V99H241L242 97ZM247 96H249V97H247ZM123 97H124V99H123ZM130 97V96H129ZM153 97V98H154ZM159 97V96H158ZM169 97V96H168ZM181 97H183V96H181ZM192 97H194V96H191V99H192V101H191V103L193 102V104L195 103V101H193V98ZM196 97L197 96H195L194 97V99H196ZM199 97V96H198ZM207 97V96H206ZM206 97H204V98H206ZM209 97V99H210V97L211 96H208ZM207 97V98H208ZM232 97H233V99H232ZM250 97V98H251ZM118 98V99H117ZM136 98V97H135ZM153 98H151L152 100H153ZM171 98V97H170ZM200 98H201V96H200ZM200 98H198V99H200ZM262 98V99H261ZM112 99V100H111ZM116 99V101H114V100ZM130 99V98H129ZM168 99V98H167ZM173 99V98H172ZM177 99V98H176ZM187 99V98H186ZM186 99H185V101H186ZM190 99V98H189ZM189 99H187V100H189ZM201 99H203V98H201ZM221 99V100H220ZM258 99V100H257ZM263 100V101H260V100ZM118 100H121V101H119L118 102ZM128 100V99H127ZM138 100V101H139ZM175 100V99H174ZM197 100V99H196ZM207 100V102L208 103H210L211 101H213V95H212V99L210 100V101H208V99H204V101H206ZM214 100H215V98H214ZM144 101V102H143ZM176 101H178V100H176ZM175 101V102H176ZM198 101V100H197ZM201 101V100H200ZM121 102V103H120ZM156 102H158L159 103V101H156ZM171 102H172V100H171ZM171 102H170V100H168V102H166L165 104H166V106H164L165 108H167V106L168 105H170L171 107L172 106H174L175 104V102L171 105ZM187 102V101H186ZM190 102V101H189ZM188 102V103H189ZM199 102V101H198ZM203 102V101H202ZM247 102V103H246ZM168 103H170V104H168ZM238 103V104H237ZM240 103V104H239ZM260 103V104H259ZM162 104V103H161ZM161 104L159 103L158 105H160L161 106ZM205 104V103H204ZM213 104V103H212ZM217 104V103H216ZM216 104H214V106L216 105ZM221 104H219V105H221ZM237 104V105H236ZM244 104V105H243ZM255 104V105H254ZM122 105H123V107H122ZM206 105V104H205ZM242 105H243V107L244 108H242ZM169 106V107H170ZM197 106V105H196ZM198 106L200 107V103L198 104ZM198 106H197V108H198ZM201 106H202V104H201ZM211 106H213V105H211ZM213 106V107H214ZM218 106V105H217ZM222 106V105H221ZM163 107V106H162ZM163 107V108H164ZM178 107V106H177ZM176 106H174L173 107V109L171 110V109H169V110H171V112L168 110V114L170 115V114H172V116H174V114H175V116L176 117H179V114L181 113V112H185V111H187L188 109H190V108H188L187 110H185V111H181V112H179L178 111V108H177ZM207 107V106H206ZM205 107V108H206ZM210 107V106H209ZM239 107V108H238ZM245 107L246 108H248L247 109V111H245L246 109H245ZM262 107V108H261ZM132 108V109H131ZM129 110H132V111H134L133 110V108L134 107H131ZM175 108H177L176 110H175ZM195 108V107H194ZM201 108V107H200ZM199 108V109H200ZM234 108V109H233ZM236 108H238V111L239 110H241L242 109V113H241V115H242V117H241V115L240 114H237V113H240V111L239 112H237L236 110ZM241 108V109H240ZM124 109H126V111L124 110ZM168 109V108H167ZM193 109V108H192ZM198 109V110H199ZM207 109V108H206ZM180 110V109H179ZM191 110V109H190ZM195 110V109H194ZM202 110V109H201ZM204 110V109H203ZM202 110V111H203ZM233 110H234V112H233ZM125 111V112H124ZM136 111V110H135ZM135 111H134V115H135ZM174 111H176V113H174L173 114V112ZM178 111V112H177ZM196 111V110H195ZM206 111V110H205ZM207 111H208V109H207ZM222 110L220 111V113L221 112H223ZM252 111V112H251ZM130 112V111H129ZM188 112H189V110H188ZM192 112H194V111H192ZM192 112H189V113H192ZM226 112V113H225ZM247 112V113H246ZM259 112L262 114V115H258L259 114ZM132 113V112H131ZM138 112H136V114H137ZM177 113H179L178 115H177ZM194 113H196V112H194ZM194 113H192V114H194ZM198 114H199V112H197ZM196 113V114H197ZM201 113H204L205 114V112L203 111V112H201ZM257 115H256V114ZM130 114V113H129ZM139 114V113H138ZM141 114V113H140ZM143 115H144V113H142ZM184 114H186V113H184ZM183 113H181L180 114V116H182L181 118H183L184 115ZM188 114V113H187ZM197 114V115H198ZM225 114H227V117H225L226 115ZM243 114H245L244 115V117H243ZM249 114V115H250ZM128 115V114H127ZM133 115V117H135ZM168 115V116H169ZM197 115H195V116H197ZM237 115V117H235ZM238 115H239V117H238ZM137 116V115H136ZM145 116H146V114H145ZM171 116V115H170ZM202 116H204L203 114H202ZM202 116H200V118L202 117ZM207 116V115H206ZM231 116V115H230ZM232 116H231V122H232ZM255 116V117H254ZM129 118H132V116H128ZM128 117H127V119H128ZM176 117H175V119H176ZM250 117V116H249ZM136 118V117H135ZM137 118H138V116H137ZM185 119H186V117H184ZM199 118V117H198ZM205 118V117H204ZM224 118L226 119V120H224ZM260 118H258V119H260ZM126 119V120H127ZM185 119H183V120H185ZM192 119H193V117H192ZM195 119V118H194ZM206 119V118H205ZM205 119H204V121H205ZM208 119V118H207ZM258 119H256L257 121L255 122V124H257L258 122H260V121H258ZM262 119H264V116L261 118V121H263ZM125 120V121H126ZM140 120V119H139ZM144 120V119H143ZM187 120H188V118H187ZM187 120H185V121H187ZM189 120H191V119H189ZM198 120V119H197ZM202 119H200V121H201ZM211 120V119H210ZM222 120V121H221ZM236 120V119H235ZM235 120L233 121V122H235ZM245 120H248V118H245ZM145 121V120H144ZM179 121V120H178ZM199 121V122H200ZM224 121H227V122H224ZM241 121V120H240ZM239 120H238V124H240L239 126H240V129L242 128V126H241V123L242 122H240ZM255 121V120H254ZM128 121H126V123H127ZM141 122H143L142 121V118H141ZM184 121H182V123H183ZM195 122V121H194ZM198 122V123H199ZM211 122V121H210ZM208 120H206V123H208V125H209V123H210ZM232 122V124H230V125H235V123H233ZM120 123V124H119ZM126 123H124L122 126H125V124ZM146 123H148L147 121H146ZM145 123V124H146ZM170 123L172 124V122L170 121ZM188 123H189V121H188ZM197 123V122H196ZM206 123H204L205 125H206ZM216 123V122H215ZM262 123V122H261ZM259 124V126L260 125H262V124ZM170 124V125H171ZM179 125H180V123H178ZM186 124V123H185ZM201 122H200V124H197L198 126H200L201 127ZM204 124H202V125H204ZM211 124V123H210ZM228 124V125H229ZM257 124V125H258ZM144 125V124H143ZM147 125V124H146ZM178 125V126H179ZM208 125H207V127H208ZM212 125H210L211 127H213ZM227 125V124H226ZM236 125H237V122H236ZM235 125V126H236ZM256 125V126H257ZM263 125H264V121H263ZM118 126H120V128L118 127ZM148 126V125H147ZM162 125L160 124V127H161ZM172 126V125H171ZM177 126V127H178ZM198 126H194L193 128H195V127H197V128H200V127H198ZM239 126H237V127H234V126H231V127H233L234 128V131L235 130H240L238 127ZM259 126L258 127H255L254 128V126H253V130H251V128H250V133H252V131H254V133H255V131L256 130H258V128H259ZM129 127V126H128ZM145 126H143V128H144ZM151 127V126H150ZM159 127V126H158ZM176 127V128H177ZM180 127V126H179ZM182 127V129H183V126H181ZM181 127L179 128L180 130H182L181 129ZM189 127H191L192 128V126H189ZM207 127H206V129H207ZM216 127V126H215ZM214 127V128H215ZM229 126H227V128H228ZM252 127V126H251ZM262 127V126H261ZM145 128H147V127H145ZM163 128V127H162ZM167 128V127H166ZM175 128V129H176ZM192 128V129H193ZM204 128V127H203ZM209 128V127H208ZM224 128H226V127H224ZM226 128V129H227ZM257 128V129H256ZM126 129H127V125H126ZM125 129V130H126ZM158 129V128H157ZM161 129V128H160ZM160 129H158V131L160 132H163L162 130H160ZM178 129V130H179ZM231 130H232V128H230ZM262 129H263V127H262ZM140 131H141V129H139ZM145 130V129H144ZM147 130V129H146ZM146 130H145V132H146ZM152 130V129H151ZM173 130V129H172ZM178 130H177V132H178ZM187 130V129H186ZM188 130H189V128H188ZM195 130V132H194V135L196 134V131H197V129H194ZM200 129H198V131H199ZM201 130H203V132H204V129H201ZM210 129H208V130H206V132H204V136H205V134L207 133H209V132H207V131H209ZM231 130H229V128L227 129V131H230L229 133L230 134H232L233 133V130H232V133H231ZM242 130V129H241ZM240 130V131H241ZM259 130H260V128H259ZM139 131V132H140ZM166 131V130H165ZM174 131V130H173ZM185 131V130H184ZM198 131H197V133H198ZM212 132H215V131H217L216 130V128H215V131H213V128H212V130H211ZM237 131H235V132H237ZM264 132V129L263 130H260L259 131V134L261 133V132ZM118 132V133H119ZM124 132V131H123ZM128 132V131H127ZM138 132V133H139ZM143 131H141L140 133H142ZM148 132H150V131H148L147 130V132L146 133H148ZM183 132V131H182ZM186 132V131H185ZM202 132V133H203ZM212 132H210L211 133V135H212ZM233 133L232 135L233 136H235V138H236V135H238V133L239 132H237V133ZM243 131H241L240 133H242ZM139 133V134H140ZM175 133V132H174ZM187 133V132H186ZM192 133H193V131H192ZM209 133V134H210ZM253 133V134H254ZM256 133H258V131L256 132ZM122 134V133H121ZM120 134V135H121ZM142 134H144V135H142V137L144 138V140L145 139H147V140H150V138L148 139V137L149 136H146V138L144 137L145 136V133L143 132ZM149 134V133H148ZM160 134V133H159ZM165 134V133H164ZM171 134V133H170ZM200 134V131H199V133L197 134V135H199ZM206 134V136H205V140L208 138L207 135ZM242 134H244V132L242 133ZM115 136L116 138L115 139H113L112 138V136ZM136 135V134H135ZM147 135V134H146ZM161 135V134H160ZM174 135H176V137H178V133H176V134H173V136ZM180 135H182L181 133H180ZM184 135V134H183ZM187 134H185V136H186ZM190 135H192V134H190ZM201 135V134H200ZM210 135V136H211ZM214 135V134H213ZM113 136V137H114ZM128 135H126V137H127ZM139 137L141 136V135H138ZM137 136V137H138ZM170 136V135H169ZM241 136H243L242 138H244L245 137V135H241ZM134 137V136H133ZM168 137V136H167ZM187 137V136H186ZM190 137V136H189ZM188 137V138H189ZM196 137V136H195ZM198 137V136H197ZM207 137V138H206ZM124 138V137H123ZM132 138V137H131ZM130 138V140H132ZM142 138V139H143ZM170 138H171V136H170ZM175 138V137H174ZM173 137L171 138V139H174ZM180 138V137H179ZM185 138V137H184ZM191 138H193V136L191 137ZM191 138L189 139V140H191ZM239 138H241V137H239ZM239 138H238V140H239ZM128 137L126 138V140H125V142H124V139L122 140L124 143H126V144H128V145H131L132 144V142L131 141H129V143H127L128 142ZM163 139V138H162ZM161 139V140H162ZM178 139V138H177ZM181 139H182V136H181ZM186 139V138H185ZM211 139V138H210ZM111 140V141H110ZM161 140H160V143H161ZM164 140V142L163 143H165L166 142V140H167V138H166V140L165 139H163ZM180 140V139H179ZM178 140V142L179 143H181L180 141ZM205 140H203V141H205ZM207 140H209V139H207ZM241 140V139H240ZM127 141V142H126ZM170 141V139L169 140H167V142H166V144H167V146H166V144H165V147H164V144L162 143V147L163 148H165L166 149V147H168V142ZM151 142V141H150ZM149 142V145H148V142H146L147 144H145V146H143V147H145V149L147 150V151H150V149H148V147L150 148L152 145H150L151 143ZM174 142H177V140L175 139L174 140ZM177 142V143H178ZM209 142H211V141H209ZM115 143V142H114ZM131 143V144H130ZM171 144V145H170ZM173 144V141L172 142H170L169 143V148H171V150H173V149H175L176 150V148H177V151H173V152H175L174 154H177V152H179L178 151V149H179V147L180 146H178V147H173L172 148V145ZM183 144V143H182ZM185 144V143H184ZM204 144H206V145H204V146H207L208 148H209V146L210 145H207V144H209V143H204ZM112 145V146H111ZM127 145V146H128ZM146 145H147V147H146ZM156 145V147H158L159 146V144H158V146H157V144H155ZM186 145V144H185ZM125 147V149H131V148H127V146L126 145H124ZM171 146V147H170ZM183 146V145H182ZM181 146V147H182ZM155 147V146H154ZM181 147H180V153H185L186 151H182L181 150ZM211 147V146H210ZM117 148V147H116ZM205 148V147H204ZM203 148V149H204ZM207 148V149H208ZM212 148V147H211ZM155 149V148H154ZM159 149V148H158ZM165 149H163V151L164 152H167V151H165ZM185 149V148H184ZM183 149V150H184ZM210 149V148H209ZM114 150V151H113ZM155 150H157V149H155ZM160 150V149H159ZM170 150V151H171ZM205 150V149H204ZM158 151V150H157ZM155 152V153H153V154H151V152H152V147H151V152H150V154L147 152V154H149V155H147V154H145V152H144V155H146L144 158L145 159H143V160H150V162L152 163V165H154V167L155 168H153V169H159V167L161 168L162 166V164H161V158H160V154H159V152ZM170 151L168 150V152L170 153ZM209 151V150H208ZM212 151V150H211ZM211 151H209L210 153H211ZM115 152V153H114ZM117 152V153H116ZM128 152H129V150H128ZM133 152V151H132ZM154 152V151H153ZM160 152H161V150H160ZM191 153V152H190ZM167 154V153H166ZM173 154V153H172ZM171 154V155H172ZM193 154V153H192ZM259 154H260V152H259ZM262 154V153H261ZM264 155L262 154V157H263ZM92 159H91V158ZM132 157V156H131ZM130 157V158H131ZM259 157V155L257 156V158ZM261 157V156H260ZM259 157V158H260ZM262 157H261V159H260V161L262 160L263 161V163H264V160L262 159ZM93 158H95V159H93ZM257 158H256V160H257ZM258 158V159H259ZM91 159V160H90ZM132 159H133V157H132ZM132 159H131V161H132ZM158 159H160V160H158ZM74 161V162H71V161ZM89 160V161H88ZM116 160V161H115ZM130 160V159H129ZM135 159H133V161H134ZM138 160V159H137ZM134 161V163L135 162H140V160L139 161ZM131 161H129V163L131 162ZM133 161H132V163H133ZM148 161H142L143 163H145L146 164V162L147 163H149V164H146L148 167H150L151 168V166H150V162H148ZM160 161V162H159ZM259 161V160H258ZM100 162V163H99ZM121 162V161H120ZM138 163L140 166H141V168L140 169H138L139 167H137V163H135V164H133V165H135L134 167H133V165H132V163H130L132 166H130V164H129V169L131 168V172H133L132 170V167L135 169V167H136V169H137V171L139 170V172H137L136 171V169L134 170L135 171V173H136V175L137 176H141L142 177V175H138L139 173L140 174H143V177H144V173H146V171L143 173V168H145V170H147L146 169V167H144L145 166V164H144V166H142V164L143 163ZM253 162H256V161H253ZM117 163V164H116ZM125 163V162H124ZM128 163V162H127ZM165 163V162H164ZM75 164H77V165H75ZM258 164V167L257 166H253V165H255V163L252 165V167L254 168V169H256L257 168V170H258V168H261L262 166H260V164H262V162H260V163H257ZM62 165V166H61ZM65 165V166H64ZM75 165V166H74ZM127 165V164H126ZM59 166L62 168V169H60L59 168ZM65 168H64V167ZM68 166V167H69ZM86 166H82V167H80V168H86ZM97 166H96V168L95 169H97ZM101 166L99 167V168H101ZM112 166L114 167V168H112ZM67 167V169H68V171H69V173H66V175H65V177L63 176L62 178H67L68 176H70L71 174H70V170H72V169H70V168H68ZM256 167V168H255ZM112 168V169H111ZM125 168H127V166L125 167ZM163 168V167H162ZM162 168L160 169V170H162ZM63 169H64V171H65V173H63L64 171H63ZM88 169H87V171H86V173H87V175L88 176H91L90 174L91 173H89V171L90 170H92V167L89 169V171H88ZM94 169V168H93ZM128 168L126 169V173L127 172H129L130 170H129ZM262 169V168H261ZM261 169H259V170H261ZM104 170V171H105ZM128 170V171H127ZM150 170V169H149ZM256 170V171H257ZM264 168L261 170V172H263L264 173ZM63 171V172H62ZM142 171V172H141ZM131 172H129L130 174H131ZM155 172V171H154ZM160 172H162V171H160ZM260 172V171H259ZM59 173V174H60ZM63 173V174H62ZM129 173H127V177L129 176L128 174ZM149 174H150V172H148ZM157 173V174H156ZM156 173H154L155 175H159L158 174V172H156ZM165 173H166V171H165ZM164 173V174H165ZM44 174V175H43ZM57 174H58V172H57ZM67 174H68V176H67ZM148 174V176H149V178H151L150 177V175ZM164 174H163V176H164ZM61 175H59L60 177H61ZM131 175H133V176H136L134 173L133 174H131ZM129 176L130 178H132V176ZM67 176V177H66ZM71 176H73V175H71ZM88 176H86L87 177V182H89V178H88ZM136 176V178H137V180H136V182L134 183V185H130L129 186V190L130 191H128L129 192V194H127V195H129V201H127V203L131 206H129L128 208H126V206H125V210L124 211H127V209H129V212L127 211V213H130V212H132V209L131 208H133L134 207V209L135 210H137L136 209V207H137V205L136 204H140V202H143V200H144V202L143 203H146L145 205H143L142 203L140 204V207H142L141 205H143V206H146V208L144 209V207H143V209L141 210V212L143 211V210H145L146 211V213L148 212V213H151L150 212V208L152 207L153 208V211H152V214L154 215H156V213H158L159 214V211H161V208H163V206L164 205H162L163 203H164V199L162 200V202L159 200H157L158 202H161V203H159L160 205H161V208H158V210H157V207H159L156 203H158L157 201L155 202V203H153L152 204V206L151 205H149L150 204V202H149V204L147 203V202H145V201H149L150 200V196H154L155 197V199H159V197L158 196H156V195H154V194H152L151 195V193H150V190L147 192V193H145V190H148V189H150V186L147 188V183H146V185L145 184H141L140 183V181H141V179H143V180H145L144 178H139L140 179V181H139V179H138V177ZM162 176V174H161V177H163ZM165 176H166V174H165ZM126 177V178H127ZM154 177V176H153ZM156 177V176H155ZM45 178V177H44ZM133 178H135V177H133ZM145 178H146V174H145ZM70 179V181H68V183L66 184L67 186H70V182H71V184H73V182H74V180H75V176H73V177H71V178H67V180H69ZM164 179V178H163ZM162 179V180H163ZM40 180V181H39ZM129 180H132V179H129ZM152 180H154L155 181V178H152ZM36 181V182H35ZM39 181V182H38ZM63 181V180H62ZM160 181V180H159ZM158 181V182H159ZM64 183H65V179H64V181H63ZM62 182V183H63ZM62 184L63 185V188H65V184ZM40 184V183H39ZM45 184H47L48 185V183H46L45 182ZM125 184V183H124ZM43 184H42V182H41V185H39V186H42ZM50 185H51V183H50ZM49 185V186H50ZM62 185H61V187H62ZM36 187V188H38V189H36V190H38V191H40V189L43 187ZM67 186H66V188H67ZM144 186L147 188H144ZM52 187H54L53 186V184H52ZM52 187H48L49 189H51ZM84 187H82V189H83ZM54 189V188H53ZM52 189V190H53ZM56 189H60V188H56L55 187V191H56ZM86 189V188H85ZM85 189H84V191H85ZM35 190V189H34ZM33 190V191H34ZM51 190V191H52ZM32 191V192H33ZM58 191V190H57ZM56 191V192H57ZM60 191V190H59ZM76 191V190H75ZM79 191H82L81 189L80 190H78V192ZM83 191V192H84ZM120 191V190H119ZM124 190H121L120 192L122 193ZM73 192V191H72ZM78 192H77V194H74V196L72 197V199H74V200H72L73 202L74 201H76V202H81V200L80 201H78V195L81 193H79L78 194ZM82 192V194H84ZM115 192H116V190H115ZM125 192V191H124ZM209 192H211V191H209ZM28 194V197H26V195L25 194ZM76 193V192H75ZM87 193H89L88 191H87ZM119 193V192H118ZM121 193H120V195H121ZM125 193H127V192H125ZM125 193H123V194H125ZM212 193V192H211ZM44 194V193H43ZM61 194V193H60ZM59 193H58V195H60ZM69 194L71 195V193H70V191H69ZM82 194H80L79 195V198H82L83 197V195ZM116 194H117V192H116ZM123 194H122V196H123ZM144 194L146 195L147 194V197L146 196H144ZM42 195V194H41ZM57 195V194H56ZM68 195V194H67ZM89 195H90V193H89ZM207 196H209L210 197V195H208V193L206 194ZM212 195H214V194H212ZM211 195V196H212ZM86 196H87V194H86ZM85 195H84V197L86 198V200H88L87 199V197H86ZM115 196H117V195H115ZM149 196V197H148ZM70 197V196H69ZM91 197H92V194H91ZM94 197V196H93ZM120 197V196H119ZM124 198H126L125 197V195L123 196ZM128 197V196H127ZM143 197V198H142ZM145 197V198H144ZM154 197H151V198H154ZM158 197V198H157ZM206 197V196H205ZM205 197H204V199H201L202 198V196H201V198H200V200H202V201H204V200H206L205 199ZM209 197H207V198H209ZM32 198H33V196L31 197V199H30V197L28 198L29 200H28V202L27 203H29L28 204V206L29 207H27V208H30V205H32L33 203H35V202H31V204H30V201H32ZM84 198V199H85ZM100 198V197H99ZM116 198V197H115ZM121 198V197H120ZM119 198V200H121V199H123V198H121L120 199ZM131 198V199H130ZM161 198V197H160ZM211 198V199H210ZM209 199H207L208 201H210L211 202V200L213 201V196L212 197H210ZM25 199V200H24ZM94 199V198H93ZM96 199H98L97 197H96ZM96 199H95V201H96ZM118 199V198H117ZM132 199H134V201H135V203H133L134 201L132 200ZM139 199H142V200H139ZM220 198H218V200H219ZM42 200V199H41ZM137 200H138V202H137ZM199 200V201H200ZM207 200H206V202L204 201V202H201V204L202 205H204V206H207V205H205V203H207L208 204V202H207ZM221 200V199H220ZM219 200V201H220ZM229 200H233V198H231V199H229ZM34 201H36V199H34ZM44 201H45V199H44ZM84 201V200H83ZM98 201V200H97ZM97 201H96V205H97ZM116 201H118V200H116ZM140 201V202H139ZM195 201V200H194ZM216 202H214V204H216L217 205V203L219 202H217V199L215 200ZM222 201H226V200H224V198H222ZM221 201V202H222ZM39 202V201H38ZM111 202H112V199H111ZM209 202V203H210ZM226 202H228V201H226ZM230 202V204H233L234 202H235V200H234V202L233 201H229ZM228 202V203H229ZM232 202V203H231ZM41 203H42V201H40V206H41ZM70 203H72L71 202V198H70ZM84 203V202H83ZM110 203V202H109ZM113 203H114V200H113ZM121 203V202H120ZM191 203H194V202H191ZM195 203H196V201H195ZM194 203V204H195ZM212 203V202H211ZM209 204L210 206H214L213 205V203L212 204ZM36 205H37V203H35ZM34 204V205H35ZM76 205H77V203H75ZM99 204V203H98ZM133 204H135V205H133ZM147 204H148V206H151L150 208H148V206H147ZM220 204V203H219ZM257 204H259V203H257ZM27 205V204H26ZM46 205V204H45ZM107 205H108V203H107ZM110 205H112V203L111 204H109L108 206H107V209H108V211H107V214L109 215V217L110 218H112L113 219V217L111 216L112 214H114L115 212H116V214H117V211H114V210H116V209H118V208H114L113 209V207H111ZM117 205V204H116ZM124 205V204H123ZM153 205L154 206H156L157 205V207H156V209L153 207ZM196 206V208H197V205L199 206V207H203L201 210H199V211H201L200 212V214H203L204 215V217L203 218H206V216H205V212L207 213V211H208V220L210 221V219H211V221H212V219H215V218H213V216L212 215H218V217L216 218V220H218L219 219V217H223V218H225L224 217V215H225V213H223V212H226V207L225 206H227V203L225 204V206H223V205H219V206H223L224 207V209L222 210V209H219V208H221V207H219L218 208V205L216 206L217 208H215V206H214V208H215V210H213V212L215 213L216 212V210L218 211V209H219V211H218V213L216 212L215 214H212V212L210 211V209H213V207L211 208V207H209V209H207V207L209 206H207V207H205L206 208V210H204L205 208H204V206H200V202L199 203H197V204H195ZM229 205V204H228ZM259 205H261V204H259ZM19 206V207H18ZM25 206V204H23V207ZM42 206H44L43 205V203H42ZM90 206V205H89ZM133 206V207H132ZM250 206H251V204H250ZM252 206H254V204L252 205ZM109 207V208H108ZM116 207V206H115ZM119 207V206H118ZM139 207V206H138ZM193 208H194V206H192ZM256 207H260V206H256ZM18 208L20 209V212H24L25 214H23V213H20L19 211H18ZM40 208V207H39ZM44 208H46L45 206H44ZM43 208V209H44ZM88 207H86L85 209H87ZM193 208H190L189 209V211H187V214H190V212H192L193 211ZM255 208V207H254ZM258 208H256V209H258ZM31 209V208H30ZM33 209V208H32ZM36 208H34V210H35ZM38 209V208H37ZM36 209V210H37ZM41 209V208H40ZM39 209V210H40ZM43 209H41V211H43ZM47 209V208H46ZM45 209V211H44V214L42 213V212H40V211H36L37 213L39 212V215H40V213H42L43 215H40L41 217L43 216L44 218H46V216H45V214L47 213L48 214V212H47V210ZM84 209V210H85ZM89 209V208H88ZM131 209V210H130ZM138 209H140V208H138ZM147 209H149V210H147ZM191 209H192V211H191ZM251 209V208H250ZM110 210H111V212H110ZM121 209H118V217H119V214L121 215L122 213H124L123 212V210H122V213H120L119 211H120ZM154 210H157V211H155L156 213H153L154 212ZM222 210V211H221ZM33 211V210H32ZM64 211V210H63ZM68 212H67V214H71L70 213V211L69 210H67ZM88 211V210H87ZM138 211V210H137ZM140 211V210H139ZM145 211H144V213H145ZM162 211H163V209H162ZM166 210H164V214L162 213V212H160V214L159 215H162V217L166 214V216L168 217V218H172V217H175V218H173V219H169V221H168V218H166V219H163V220H165V222H166V224L164 225V222H162V226L164 225V226H166L167 227V229H168V231H169V227L168 226H170V227H173L174 229L176 228V226H174V224L176 223L177 224V222L179 221H183V220H185V215H186V217H190V218H192V219H190L189 218V220H187V222H185L184 221V226L186 225V224H188L189 225V222H190V224H191V226L194 224V221H197V223L196 224H198V222H199V224L197 225L198 226V228H199V225L201 226L200 227V229H197L196 228V226H194L193 228V231L195 232L196 230L197 231H201V230H206L207 228H209V226H208V222H207V220L206 219H203L202 218V216L201 217H199L200 215H199V213H198V220L196 219V217H195V220L192 222V220H193V212H192V214L191 215H188L187 216V214H186V212H184V213H182V214H184V215H182V214H179V216L181 217V219H177L178 218V214H174L172 211H170V214L169 215H171V216H168L167 215V212L169 213V211H167V212H165ZM202 211H204L203 213H202ZM209 211L211 212V214L209 213ZM64 212H66V210L64 211ZM72 212V214L71 215H73L74 213V211H71ZM111 213V215H110V213ZM221 212V213H220ZM228 212V211H227ZM18 213L20 214L19 215V217H18ZM33 213H34V211H33ZM132 213H135L136 214V211L134 212H132ZM132 213H131V215H132ZM144 213H142V215H143V217L141 218L142 219V221H141V219H140V217L142 216V215H140V217H139V219H136V217H132L131 215H130V217H132L133 219H135L138 223H139V221H141V222H143L146 218H144V217H148V216H145L144 215ZM147 213V215H149ZM223 213V214H222ZM249 213H255V211L253 212V211H250ZM257 213V212H256ZM46 214V215H47ZM116 214H114V215H116ZM126 214V213H125ZM152 214H150L152 217H155V216H153ZM157 214V215H158ZM209 214H210V216H209ZM220 214H222V216L220 215ZM227 214V213H226ZM34 215L36 216V213H34ZM60 215H62V217L64 218V220H67V221H69L68 219H70V218H68V216L66 217L65 216V213L63 214L62 213V210H61V213H60ZM75 215V217H74V219H73V222H74V220H75V218H76V214H74ZM128 215V214H127ZM194 215H196L195 213H194ZM220 215V216H219ZM228 215V214H227ZM244 215H246V214H244ZM253 215V214H252ZM252 215H246L247 216V221L249 222V221H252V220H250V218L252 217ZM255 215V217L257 218V214H254ZM253 215V216H254ZM259 215H261V216H263L262 214H258V216ZM25 216V217H24ZM65 216V217H64ZM70 216V215H69ZM79 216H80V214H79ZM125 216V215H124ZM176 216H177V218H176ZM184 216V217H183ZM235 216V215H234ZM239 216V215H238ZM261 216H259L258 218H260ZM16 217V218H15ZM30 217L32 218V219H30ZM72 217V216H71ZM121 217H122V215H121ZM126 217V216H125ZM125 217L124 218H122L123 219V221H125L126 219H125ZM129 217V218H130ZM157 217V216H156ZM155 217V219L154 218H152V221L153 220H155V222H159L157 219L159 218H156ZM179 217V218H180ZM183 217V218H182ZM236 217V216H235ZM241 219H243V217L245 218V216H242L241 215ZM250 217V218H249ZM36 218L38 219V220H40L39 222L37 221H35V222H31L32 223V226L34 227V225L36 224V225H39V224H37V223H40V225L39 226H37V229L38 228H40L41 227V220H42V222H44V220L42 219V218H40V217H38V215L36 216ZM35 218V219H36ZM66 218V219H65ZM114 218H116L115 216H114ZM120 218V217H119ZM119 218H117L118 220H119ZM148 218H151L150 216L148 217ZM188 218H186V219H188ZM202 218V219H201ZM231 218H232V216H231ZM254 218V217H253ZM257 218V219H258ZM262 218V217H261ZM23 219H25V220H23ZM28 219H30V220H28ZM72 219V218H71ZM111 219V223H113V224H115V222H113V220ZM122 219H120L121 221H122ZM161 218H159V220H162ZM175 219V220H174ZM199 219H200V221H199ZM235 219V218H234ZM236 219H239V221H240V217H236ZM246 219V218H245ZM257 219H254L253 221L254 222H260L261 221V223H256V224H258L257 226V229H255L256 231H251V232H249V230L251 229H253V228H251L250 227V225H254L253 223H251V222H249L250 224H247V225H245L244 224V222L242 223V221H245V223H247V221L246 220H242V221H240V223H241V225H240V227H238L239 225V222H238V220H235V223H236V221L238 222L237 223V226L235 225V223L233 224V223H228L229 221H227L226 222V224L228 223V225H235L234 226V228H235V230H236V228L238 229V228H240V229H242L243 230V228L245 229L246 227H248V225H249V227L247 228L248 229V231H247V229H246V231L247 232H249L250 233V235L247 233H244V235L246 234V236H244V235H238V236H236V234H238V231H240V229H238V230H236L237 232H235V233H233L235 236L233 237V239L235 238V237H238V239L239 238H244V237H248V235H249V237L251 236V237H253L254 236V234L255 233H257V234H255V236L253 237V239H251V242L250 241H248V244H249V247L252 249V250H254V249H256L257 251H258V249H259V247L258 246H260V245H257L256 243H257V241H255V237L258 239V237L257 236H259L260 234H261V237H259V239L261 238V241H258V244H259V242H261L260 244H262L260 247V249H263L262 248V246L264 245V242H262V234H264L263 233V229L261 230V228H264V223L262 224V222H264V217L262 218V219H260L259 221H257ZM27 220V221H26ZM46 220V219H45ZM63 220V219H62ZM79 220V219H78ZM110 220V219H109ZM108 220V221H109ZM116 220V219H115ZM118 220H117V222H118ZM139 220V221H138ZM147 220V219H146ZM151 220V219H150ZM157 220V221H156ZM175 221V223L173 222V221ZM178 220V221H177ZM191 220V221H190ZM202 220H206V223L207 224H205V222H204V224H205V226H208L206 229L204 228V224H202L203 222H202ZM215 220V221H216ZM221 220V219H220ZM223 220V219H222ZM222 220H221V222L219 221L218 223H217V228H215L216 230L218 229V227H219V225L218 224H220V223H222ZM230 220V219H229ZM232 220V219H231ZM47 221V220H46ZM131 221H132V223L134 224V225H136L137 226V222H135L134 223V221L133 220H131V218H130V220H127V222H129V224L131 223ZM148 221H149V219H148ZM210 221V223H212ZM64 222V221H63ZM70 222H72V220L71 221H69V224H67L68 222H64L63 223V226L61 227V228H63V230L62 231H65V234H66V236H68V235H71V234H73V232L71 233V231H72V229L74 230L75 228H77L79 225H78V223L79 222H81V220L79 221V222H77V225H76V227L75 228H72L73 226H75V224H76V222H74L75 224L74 225H72V226H70L71 225V223ZM141 222L139 223V224H141ZM145 222H147V221H145ZM169 222V223H168ZM171 222V223H170ZM178 222V225H177V227H179V228H184V227H182V225H181V223L182 222H180L179 223ZM213 222H214V220H213ZM233 222V221H232ZM33 223H35L34 225H33ZM62 223V221L60 222V224ZM108 223V222H107ZM106 222H105V224H107ZM122 223V228L120 227H118L117 225V223H116V225H109V224H107V225H109V226H106V227H110V226H112L113 228L114 227H116L117 226V229H115V230H121V229H123V222H121ZM126 223V222H125ZM153 223H154V221H153ZM160 223V222H159ZM193 223V224H192ZM209 223V225H211ZM216 222H214V224H215ZM42 224H44V223H42ZM48 225L47 226H49V223H47ZM51 224V223H50ZM53 224V223H52ZM50 225V226H52V227H54L55 225ZM64 224H65V226H64ZM66 224L67 225H69L68 227H66ZM119 224H120V222H119ZM128 224V225H129ZM132 224V228H133V230H134V228L135 227H133L134 225ZM138 224V225H139ZM143 224V223H142ZM152 224V223H151ZM172 224H173V226H172ZM175 224V225H176ZM183 224V223H182ZM213 224V223H212ZM223 224H225L224 223V221H223ZM222 224V225H223ZM242 224L243 225H245V226H242ZM121 225V224H120ZM127 223L125 224V227H126V229H124V232L126 231V230H128V229H130L131 227L130 226H128V228H127ZM131 225V224H130ZM168 225V226H167ZM188 225H186L185 227L186 228H184V229H187L188 228ZM46 226V227H47ZM160 226V225H159ZM214 225H213V227H215ZM243 228H242V227ZM263 226V227H262ZM29 227H31V225L29 226ZM42 227H43V225H42ZM42 227L40 228V229H36V231H37V233L38 232H40V236H42L41 234V232L43 231L42 230ZM45 227V228H46ZM51 227V228H52ZM66 227V228H65ZM103 227V226H102ZM124 227V228H125ZM130 227V228H129ZM138 227V226H137ZM143 227V228H142ZM147 226L145 225H142L140 228H142V229H145ZM150 227V226H149ZM148 227V228H149ZM203 227V228H202ZM36 228V227H35ZM57 228H58V226H57ZM56 228V229H57ZM67 228H69V229H71V230H69L68 229V231L71 233H69L68 234V231H67ZM101 228V227H100ZM107 228V229H108ZM139 228V227H138ZM137 228V229H138ZM173 228H171V230H174ZM190 228H192V227H190ZM189 228V229H190ZM212 228V227H211ZM260 228V229H259ZM47 229H50V228H48L47 227ZM110 229H112V228H110ZM113 229V230H114ZM157 229H159V227H157ZM214 229V228H213ZM213 229H211V231H209L210 230V228H209V230L207 229V232H210V234L212 233V230ZM45 230V229H44ZM51 230V229H50ZM59 230V229H58ZM159 230H162L161 229V226H160V229ZM191 230V229H190ZM190 230H186V231H190ZM223 231H224V229H222ZM260 230H261V232H260ZM67 231V232H66ZM118 231V232H119ZM176 231H178V229L176 228L173 232H176ZM179 231H183V229L181 230H179ZM178 231V232H179ZM193 231L191 232L190 231V233L191 234H193ZM197 231H196V233H197ZM203 231H201L200 233H201V235H203L204 236V233L205 232H203ZM213 231H215V230H213ZM220 231H221V227H220ZM219 230L218 231H215V233H217V234H219V232H220ZM223 231H221L220 233L222 234H219V236L217 235V234H215L214 232V236H212L213 235V233H212V235H210V237H208L209 235H208V233L206 234L205 233V236H206V239H210V241L212 240V239H214L215 238V236H217L216 238H215V240L217 241V239H221V240H219L220 242H221V244L223 243V249H224V244L225 245H227L226 244V242L225 241H223L222 240V238H224L225 237V233L228 235L229 234V237L230 236H232V235H230L231 233L230 232H233L234 230H231V231H227V230H225V232H224V234L222 233ZM227 231V232H226ZM245 231V232H246ZM258 231V232H257ZM44 232V231H43ZM46 230H45V234H46ZM51 232H53V230L51 231ZM115 232H117V231H115ZM117 232V233H118ZM127 232V231H126ZM172 232V231H171ZM203 232V233H202ZM253 232V235H251V233ZM30 233H31V235L33 236L34 234H36V235H34L33 237L31 236L30 237ZM75 233V232H74ZM168 233V232H167ZM183 233V232H182ZM181 233V235L183 236V234ZM184 233H186V232H184ZM195 233V234H196ZM200 233H198V234H200ZM240 233V232H239ZM243 233V232H242ZM258 233H259V235H258ZM45 234H44V236H45ZM59 234L61 235V236H63V235H65L64 233L62 234L61 233V231H59ZM68 234V235H67ZM119 234V233H118ZM180 234V233H179ZM190 234V235H191ZM194 234V236H197V235H195ZM38 235V236H39ZM186 235H188L187 233L185 234V236ZM39 236V237H40ZM47 236V235H46ZM45 236V237H46ZM72 236V235H71ZM160 236V235H159ZM177 235L175 234V236L173 235L172 236V238H174V237H176ZM203 236H200L199 235V237H200V239H198L197 240V238H198V236H197V238L195 239L194 237V243L195 244H193L192 243V246L194 245V246H196V247H198L197 246V241H199V243H198V245L201 243V241H202V243L199 245V247L201 246V245H203L204 246V242H203ZM223 236V237H222ZM37 237V236H36ZM161 237V236H160ZM160 237H158V238H160ZM163 238H164V236H162ZM162 237H161V239H162ZM179 237H181V236H179ZM188 237H189V235H188ZM211 237H212V239H211ZM38 238V237H37ZM36 238V242H39V240L38 239H40V238H38L37 239ZM73 238V237H72ZM171 237H170V239H172ZM177 238V237H176ZM176 238H174L175 239V241H179V239H176ZM185 238V237H184ZM184 238H181V239H184ZM187 238V237H186ZM190 238H192V236H190ZM201 238H202V240H201ZM231 239H232V237H230ZM60 239V238H59ZM67 239H69V237L67 238ZM156 239H157V237H156ZM167 239V238H166ZM163 240V241H167V240ZM174 239L173 240H171V244H172V247H171V244L169 245L170 246V248H172L173 249V242L172 241H174ZM180 239V240H181ZM227 239V238H226ZM248 239V238H247ZM246 239V240H247ZM256 239V240H257ZM258 239V240H259ZM47 240V239H46ZM51 240V239H50ZM188 240H189V238H188ZM193 240L191 241L190 240V242H193ZM196 240V241H195ZM235 241H236V238L234 239ZM241 239H239V241H240ZM252 240H254L255 241V243H253V245H255V246H253L252 244H250V243H252V242H254V241H252ZM64 241V240H63ZM150 241H151V239H150ZM159 241L160 240H155V242H158L159 243ZM163 241L161 242V243H159V245L160 244H162L163 243ZM186 241V240H185ZM214 242V243H216L217 245L220 243V242ZM238 241V240H237ZM28 242H30L29 244H25V243H28ZM45 242H47V241H45ZM48 242H50L49 241V239H48ZM53 242H56L57 243V238H56V241H54V239H53ZM61 243H62V241H60ZM152 242H153V239H152ZM170 242V241H169ZM208 242V241H207ZM230 242H232V241H230ZM250 242V243H249ZM24 243V244H23ZM50 243H52V242H50ZM158 243H157V245H158ZM165 244H166V242H164ZM183 243V242H182ZM205 243H206V240H205ZM228 243V242H227ZM232 243H234V242H232ZM242 243H243V241H241V245H242ZM245 243V242H244ZM47 244V243H46ZM49 244V243H48ZM54 244V243H53ZM52 244V245H53ZM58 244H59V242H58ZM69 244V243H68ZM68 244H67V246H68ZM156 244V243H155ZM167 244H168V242H167ZM175 244H176V242H175ZM181 244V243H180ZM179 244V245H180ZM184 244H186V246L188 247H190V244L188 243V242H185ZM188 244V245H187ZM209 244L210 245H212V243H210L209 242ZM208 244V245H209ZM239 244V245H240ZM248 244L246 245V246H248ZM24 245V246H23ZM45 245V244H44ZM49 245H51V244H49ZM65 245V244H64ZM158 245V246H159ZM164 245V244H163ZM232 245V244H231ZM241 245L240 246H238V248H240L241 247ZM16 246H14V248H10V249H13L14 250V252L16 253L17 251L15 250V248H16ZM23 246V247H22ZM54 246V245H53ZM66 246V245H65ZM65 246H63V247H65ZM70 246H71V244H70ZM161 246V245H160ZM176 246V245H175ZM183 246V247H182ZM184 247V245H181L180 247L182 248V250L184 249V251H183V254H186L185 256H187V254H189L190 255V253H191V250L190 249H193V248H196V247H193V248H189L188 247V249L190 250H188L189 252H187L186 251V253H184L185 252V250L187 249V247ZM214 246H216L215 244H213V249L214 250H217V249H215V247ZM245 245L243 244L242 245V250L241 251H237V253H239L240 252V254H241V252H242V254L241 255H244L245 254V256L246 257H252L253 255L255 256V250L253 251V252H255V253H253L252 255H251V249L250 248H248L249 249V251H250V254L249 255H247L248 253H247V249H246V251H245V248H246V246L244 247ZM252 246H253V248H252ZM257 246V247H256ZM19 247L18 248H16L17 250L19 249ZM26 247V248H27ZM52 247V246H51ZM59 247V248H58ZM63 247H61L63 250H61V248H60V246L59 245H57V248L58 249H60L61 251H60V253H58L59 251L58 250H56L57 248H56V246H55V250L57 251L56 252V254H55V256L54 255H49V257H48V259L50 258V257H52V256H54V258L56 257V255L58 254V255H60V254H62L61 252L62 251H64V249H65V251L63 252V253H65L66 251L67 252H69V248L67 247V248H63ZM162 247V246H161ZM164 247V249L163 250H165V246H163ZM168 247V246H167ZM177 247V246H176ZM212 247V246H206V248H207V251H209L210 250V248ZM218 247V246H217ZM219 247H220V244H219ZM221 247V248H222ZM227 247V246H226ZM225 247V249H227ZM234 247L236 248V249H234ZM233 247V245H232V248L234 249V250H237V246L235 245ZM243 247H244V249H243ZM264 247V246H263ZM170 248L168 247V249L166 250V251H164V252H167L168 250H170ZM180 248V249H181ZM186 248V249H185ZM206 248H204V247H202V248H200V250L201 251H203V249H204V253H205V249ZM231 248V247H230ZM240 248V249H241ZM258 248V249H257ZM9 249V248H8ZM34 249L36 250V251H34ZM39 249V250H38ZM67 249V250H66ZM159 249V248H158ZM176 248L174 247V249H173V253H175L176 251L178 252L179 250H175ZM230 250V252L228 253V254H230V253H232V252H234L235 253V251L234 250ZM239 249V250H240ZM5 250V249H4ZM4 250L2 251V252H0V255L3 257V253H4ZM54 250V249H53ZM70 250H71V248H70ZM162 250V249H161ZM160 250V251H161ZM194 250H198L197 248L196 249H194ZM228 251H229V249H227ZM227 250H224V252L225 251H227ZM244 250V251H243ZM7 251V248H6V250H5V252ZM9 252H6L5 254L7 255V253H8V256L10 257V258H8V256H7V258L8 259H5L6 258V256H4V259L0 256V264H9V263H11V261L9 260V259H11V258H13L12 257V255L13 254H11V250H8ZM44 251V252H43ZM170 251V253L169 254H171L170 255V257L172 256V252ZM199 251V250H198ZM198 251H196V252H198ZM248 251V252H249ZM264 251V250H263ZM18 252H19V250H18ZM22 252V251H21ZM23 252H27L28 253V251H27V249H26V251H23ZM21 253V255H20V253H19V255L20 256H22V254H24L25 255V253ZM66 252V253H67ZM181 252V251H180ZM180 252H178V253H180ZM196 252H194L193 254H198V253H196ZM223 252V251H222ZM244 252V253H243ZM247 254H246V253ZM262 252V251H261ZM14 253V254H15ZM27 253H26V255H27ZM49 253V254H50ZM53 253H55V252H53L52 251V253L51 254H53ZM168 253V252H167ZM167 253H165V254H167ZM182 253V252H181ZM209 253H211V252H209ZM264 253V252H263ZM263 253H261V254H263ZM4 254V255H5ZM9 254H11V255H9ZM47 256H46V255ZM192 254V253H191ZM202 254V253H201ZM200 254V255H201ZM207 254V253H206ZM258 254V256H261V257H263L264 255H259V253H257ZM257 254H256V256H257ZM23 255V257H24V259H25V256ZM29 255V257H32V259L31 258H29V259H31V262L33 261V255H35V254H33V255H31V253L30 254H28ZM31 255V256H30ZM37 255H35V258L37 257ZM39 255H38V257H39ZM45 255V256H44ZM174 255H176V254H173V256ZM199 255V256H200ZM210 255V254H209ZM14 256V255H13ZM15 256H16V254H15ZM14 256V258L13 259H11L12 260V263L11 264H14L15 262V264H20L21 262H23V260H21V262H20V260H18V259H20V257L18 258V254H17V258L18 259H16V257ZM63 256H64V254H63ZM62 256V257H63ZM173 256H172V258H173ZM179 255H177V257H178ZM180 256L182 257L183 255L182 254H180ZM197 256V255H196ZM199 256H197V257H199ZM204 256V255H203ZM206 256H208V254L206 255ZM205 256V257H206ZM22 257V258H23ZM37 257V258H38ZM41 257V256H40ZM40 258V260L38 259V261L39 262H37L36 260L37 259H35L34 260V262H35V264H38V263H41L40 261H43V260H41V259H45V258ZM58 257V256H57ZM56 257V258H57ZM61 257V258H62ZM167 257H168V255H167ZM192 256L190 255V256H188V258L190 259ZM197 257H195V258H197ZM21 258V259H22ZM53 258V257H52ZM51 258V259H52ZM56 258H55V260H56ZM59 258V260L58 261H60L61 260V258H60V256L58 257ZM57 258V259H58ZM169 258V257H168ZM175 258V257H174ZM184 258V256L182 257V259ZM186 258V257H185ZM193 258H194V256H193ZM199 258H202V262H205L207 259H205V258H203V257H199ZM210 258V257H209ZM208 258V259H209ZM257 258V257H256ZM255 258V259H256ZM264 258V257H263ZM263 258H261V259H263ZM27 259V258H26ZM29 259H27L25 262H28V261H30ZM64 259V258H63ZM63 259H62V261H63ZM252 259H253V257H252ZM261 259H257V260H254V261H257L256 262V264H258V261H260ZM66 260H68L67 258H66ZM191 260H193V259H191ZM190 260V261H191ZM196 260V264L198 263L199 264V260L198 259H194V261ZM15 261V262H14ZM51 262V260H48V262ZM65 261V260H64ZM63 261V262H64ZM198 261V262H197ZM14 262V263H13ZM17 262H19V263H17ZM31 262H28L29 264L31 263ZM34 262H32L31 264H34ZM55 262V261H54ZM165 262V261H164ZM168 262V261H167ZM174 262V261H173ZM172 261H171V263H173ZM193 262V261H192ZM201 262V261H200ZM201 262V263H202ZM24 263V262H23ZM23 263H21V264H23ZM44 262H42L41 264H43ZM194 263V262H193ZM260 263V262H259ZM25 264H27V263H25ZM144 264H147V263H144ZM167 264H169V262L167 263ZM263 264H264V262H263Z\"/></svg>",
  "mask_w": 264,
  "mask_h": 264
}]
</instances>
